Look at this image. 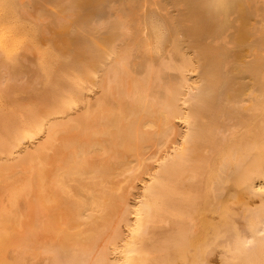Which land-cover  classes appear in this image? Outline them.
<instances>
[{
  "label": "rangeland",
  "instance_id": "rangeland-1",
  "mask_svg": "<svg viewBox=\"0 0 264 264\" xmlns=\"http://www.w3.org/2000/svg\"><path fill=\"white\" fill-rule=\"evenodd\" d=\"M16 1V0H15ZM15 1L14 0H8V4L10 5V11H8L7 13H4L3 12V6H2V4H1V2H0V68L2 69H0L1 71H2V75L0 74V76L2 77V79H3V76H4V79L3 80H1V78H0V80L1 81H3L2 83L5 85H3L2 83H1V81H0V84H1V87H3V88H0V135L2 136H0V152L2 151V153H0V158H2L3 159V157H4V161L2 160V159H0V171H5L6 172V170H7V172H10V173H12V172H17V173H19V175L20 174H22V177L23 176H26L27 174H28V172L29 171H24V170H18L17 169V166H16V164H17V160H18V158H19V156L20 155H25L26 153H25V151L26 152H29V150H30V152L28 153V154H30L31 153V151L32 150H34V149H36L37 147H38V145H41L42 143H45L46 141L45 140H48V136L47 137H45L48 133H46V131H48L49 130V128H50V125H51V123L52 122H57V123H60L61 125H65L66 124V122L68 123V124H71L70 122L72 121V123H74V121H76L77 119H79L78 118V116L80 117V115H82L83 113H85V111H87V109H88V105L86 106V103H90L91 104V106H93V109H95V107H96V102H97V100L99 99V98H101V96L103 95V92L101 91L102 89H100L101 88V84L98 86V84H97V82L98 83H100L101 81H100V79L102 78L101 76H103V74L101 73V72H104V70L110 65V63H112V61H113V56H112V54L110 55V56H107L106 58H104L103 60H101V62H96L95 64H96V69H95V71L97 72V69L99 70V72L98 73H93L94 75L95 74H97L96 76H94V75H92L93 77L91 78L92 80L93 79H95L94 81H90V80H83V82H81V77H82V75H83V72H84V63H85V59L83 60V59H81V61H80V63L78 64V66L74 69V71H73V74L75 73V76L78 78V79H81V80H79L78 81V84L76 85H70L69 87L67 86L65 89H63L65 92H69V95L72 97V96H74L75 97V99H77V101L75 100V99H73L72 100V103L70 102L69 104H67V106H66V104H65V102H61V99L60 98H54V99H52V98H50V96H49V93L54 89V87H55V82H56V73L54 72V71H50V72H47V73H43L42 72V67H44V65H45V63H44V57L42 56V54H43V52H46L47 50H48V48H49V46H50V43H49V40L47 39V38H49V36L50 37H52L51 35L53 34V36L55 35V33H56V31L53 29L54 28V26L51 24V20H52V17H51V14H50V12H51V10H52V8L54 7V6H56L57 4H55L56 3V0H45L44 1V3H46V5H47V7L45 6V4L43 3V5H38V7H37V1L36 0H34V1H30V0H17L16 2H17V4H15ZM36 1V2H35ZM70 1V2H69ZM113 1V0H112ZM115 1V0H114ZM117 1H119V2H117ZM134 1V2H133ZM133 1H131V0H128V3H127V1L126 0H116L114 3L112 2H103V3H101V4H97V5H95V7H93L91 10H89L85 15L83 14V16H79V17H77V19L75 20V19H73V18H75V16H73V17H71L70 16V14H71V11H70V9L73 7V5L75 4V3H77L78 2V0H67L66 2H65V5H64V9H63V15H60V21L61 22H65L66 20H69L70 22H72L71 23V25H70V27H69V30H68V35H69V38H70V42H72V50L73 49H75V47H74V44H75V39L80 35V36H84L85 37V39H87L86 41H87V43L89 44V46H90V48L93 50V51H95V49H96V47H97V44L95 45V46H93L92 44L93 43H97V39L98 38H100L99 40H105V39H107V37L108 36H110V37H108V38H111V40H110V44L113 46L114 45V41L116 40H118V36H120V35H122V32H123V30L125 31V24L127 23V22H129V21H131V19L132 20H137V21H141V22H152V23H154V26H153V28H148V32H146L147 33V36L149 37L148 39H147V42H148V44H145V46H147V45H150L151 43V47L150 48H148V46H147V48L146 47H140L139 49H137L138 50V52H137V50L135 49V51H136V53L134 52V55H136V56H134V60L137 62H133V65H134V67H135V69L136 70H138V71H142L143 70V68L144 67H141V65L143 66V64L145 63L144 62V60L146 61V63H148L151 59H154L155 60V58H156V62L158 63V60H159V62H160V59H161V61H162V54L163 53H165L166 51H168V50H166V48L167 49H169L170 48V50H172V47H170L172 44H171V42H166L167 40H170V41H172V34H173V31L171 30V28L173 27V25H176L175 23H177V25L176 26H178V29H181V31L183 30L184 31V34L185 35H181V34H183V33H180V31H179V33H180V36L181 37H178V41L181 43L182 41H184L185 39H186V42L184 41V43L182 44L181 43V45H180V43H179V50H180V52H183L186 56H187V58H186V56H184V58L182 57V56H180V55H178V56H176V54H175V57H174V59H175V61H174V66H175V64H176V66H184V71L181 73V76H180V72L178 71V70H173V69H168V70H166L165 71V74H168L167 75V78H166V81H171L175 86H176V88L177 87H179L180 86V84H178V83H180L181 82V87H185L184 88V90H185V96L184 95H182L181 96V98H180V100H179V102H178V105H179V107L183 110V113H185V114H182V116L181 117H176V118H174V119H172L171 121H170V125H171V128H170V133H169V130L167 129V127H166V125L164 124V122L161 124V123H159V121L157 122V120H154V118L153 119H151L153 116L152 115H147V116H144L145 117V119H144V121H143V124H142V126L140 127V131H139V135H140V137H142V141H141V143H140V146H141V149L139 150V152L140 151H146L145 152V154H146V157H147V160H146V162H144L141 166H139V164H138V162H135V163H133L132 164V166H131V169H132V172H131V174H129V175H123L122 174V172H121V169H120V167L119 168H117V165L116 166H114L113 165V163L111 162V159H110V157L111 156H113L114 155V153H112L108 148H109V146H108V144H109V136H107V135H101V136H99L98 138H97V140L99 141V143H100V147L101 148H103V150L104 151H101L102 149H98V151L97 150H95L94 152L95 153H93L92 155H91V157H92V159H93V161H95V164L96 165H102L101 167H105L108 171H110L112 168L111 167H114L116 170H118V172H119V174H121V175H119V174H117L113 179H110L108 182L109 183H107V184H105L106 185V187H107V189H108V192H112V190L114 191L113 193H114V200L116 201V206L115 205H112L111 207H109V209H108V211L106 212V214L104 215V217L103 216H101V214L99 213V210H97L98 211V214H97V211H96V205H92L91 207H89L88 209L85 207V205L83 206H81V205H78L79 206V208H78V206H76V205H71V201L73 200L72 199V197H73V195H71L72 193H73V191H71L73 188V185L74 184H70L68 187H67V189H66V194H64L62 197V204L61 205H46V207L45 208H38L37 207V205H29V200H27V198H25V197H19V199L17 198L16 199V201H14L13 202V200H12V197L10 196V191L11 190H14V189H17V188H21L22 187V182L20 181V179H17V180H15V182L14 183H10L9 185H3V183H5V182H0V215L1 214H3L2 215V218H1V216H0V218L2 219V221L4 222V228H2V230L0 231V233L1 234H4V233H6L7 235H9V237H8V239L9 240H13V242H18V243H13V245L14 246H12V244L10 245V247H9V245H7V248L6 247H4L2 250H0V258L1 259H4V261L7 263V264H11L12 262V264H17V263H15V262H18V264H22V261H23V264H54L55 262H57V263H55V264H59V262L60 261H57V257H56V254H57V252H60L61 250H62V248H65V249H67L68 247H73V246H76V242H77V238H79V239H84L83 241H82V243L83 244H85L84 245V247L86 248L87 247V250L88 251H90L91 249H92V243L94 244V243H96L98 240H97V238L99 237V238H101L103 235H104V233L106 232V230L108 229V231H107V233H109V231H111L110 229H112V227L114 226V225H117V227H118V229L120 230V232L122 233V234H124V236H126V237H129L130 239H131V245H128L126 248H125V250H126V252L123 254L122 253V251H120L121 249H119V248H117V245L119 246V245H124V243L123 242H121L122 240L120 239H118L117 241H116V243H117V245H116V243L114 244V247H113V244L112 245H110V247H111V256H112V258L114 259L115 257H117V255H118V257H120V259L122 258V260L124 261V259H126V260H128V261H131V262H133L132 264H142L144 261H147V264H228V239L227 238H225L226 236H227V233H229V230H230V228H231V226L233 227V225L232 224H234V226H236L237 224L235 223V216L236 215H238V214H240L243 210L244 211H249L250 209L252 210H254L255 211V209H257L258 207H260L261 205H260V203H257L256 201L258 200V202H260L261 201V197L259 196H254V197H252V196H250V195H248L246 192H243V191H245L246 189H247V187H249L250 185H252L253 184V186H256L257 184H259V182L261 183L262 182V184H264V163H261V162H259V160L261 161V157L260 156H262V154H263V152H264V150L262 149V147H255L253 150H252V152H247L246 151V148L245 147H243L242 149L240 148L241 147V144H245L246 142H251V143H257V142H259L260 140H261V137H260V135H261V133H262V129H261V127H260V125H259V120L261 119V117H262V115L264 114L262 111H260L259 109H258V106L259 107H261L260 105H261V103H259V102H261L260 100H262L263 99V93H264V89H262V87L264 88V82H262V81H255L252 77L250 78L249 77V75H248V73H246V72H248V70H246V69H249V68H247V67H251V66H254V62H255V60H256V58H254V57H256V56H260V58L262 57H264V44L261 46V44L262 43H264V40H263V37H264V34H263V36H262V32H264V0H231L234 4H239L240 2H241V4L243 3H245V6L243 7V8H245L244 10H246L245 11V13L243 14H241V16L239 15V14H237V13H235V14H232L231 16L232 17H228L227 19H226V25H224V28H223V30H221V32L223 33H220V34H218L219 36H217V35H213V36H210V37H204V39H202V41H203V43L206 45L207 44V42H208V44L206 45L207 47H205V45H203V43H202V41H200L199 40V42H201L200 44H199V46H197L198 44H193V43H191L190 41H189V39L187 38V32H190V31H194L193 29H187V32L185 33V31L186 30H184L183 29V27L185 28V26L187 25V27L188 26H190V23H189V21H188V18H187V16L189 17L191 14H190V11L193 9V11L195 10L196 11V9L198 10V11H196L197 12V14L199 15V13L201 12L203 15L202 16H207V17H205V18H207V20L211 17V15H210V13H208V11H203V10H201V4L200 3H198L197 1H194V2H192V3H189V4H186V3H184V2H181L180 0H149V1H152V2H149L148 0H145L146 1V3H145V1H143V0H133ZM136 1V2H135ZM140 1H142V2H140ZM155 3H154V2ZM175 1L177 2V3H175ZM242 1H244V2H242ZM19 2V3H18ZM21 2V3H20ZM26 2H27V4H26ZM52 2H53V4H52ZM69 2V3H68ZM121 2H122V6H121ZM139 2L140 3H143L142 5L143 6H141V4H140V6H139ZM159 2V3H158ZM165 2V3H164ZM180 2V3H179ZM239 2V3H238ZM5 3H7V2H5ZM5 3H4V5H5ZM23 3V5H21L22 7L21 8H19L20 6H19V4H22ZM25 3V4H24ZM50 3L53 5H51L50 7L48 6V4L50 5ZM68 3V4H67ZM120 3V4H119ZM133 3H135V4H133ZM138 3V4H137ZM148 3V4H147ZM157 3V4H156ZM161 3H162V5H161ZM164 3V4H163ZM29 4V5H28ZM109 4L112 6V8L109 6ZM150 4V6H148ZM154 4H156V5H154ZM159 4V5H158ZM165 4H166V6L168 5V7H166L165 6ZM178 4H180V5H178ZM183 4V5H182ZM27 5V6H26ZM31 5V6H30ZM33 5H35V6H33ZM67 5V6H66ZM117 5V6H116ZM197 5H198V7H197ZM25 6V7H24ZM130 6V7H129ZM135 8H134V7ZM159 6V7H158ZM178 6V7H177ZM179 6H180V8H179ZM185 6V7H184ZM189 6V7H188ZM20 9V10H18V8ZM46 7V8H45ZM68 7V9H66ZM110 7V8H109ZM124 8L125 10H121L122 8ZM147 7V8H146ZM154 7H156V8H154ZM158 7V8H157ZM164 7V8H163ZM28 8V9H27ZM40 8H43L42 10L40 9ZM106 9V11H104L105 9ZM140 8L143 10H140ZM160 8V9H159ZM169 8H170V10H169ZM192 8V9H191ZM47 11L48 10V12H43V11H45V10ZM131 9H133L132 11H130ZM136 9H137V11H136ZM139 9V10H138ZM154 9V10H153ZM158 9V10H157ZM165 9H167L166 11H165ZM22 10V11H21ZM24 10V11H23ZM29 10V11H28ZM67 10V12H69V13H65V11ZM114 10H115V12L116 13H113L114 12ZM116 10H118V12L116 11ZM151 10V11H150ZM155 10H157V11H155ZM163 10V11H162ZM14 11H16V12H14ZM99 11V12H98ZM113 11V12H112ZM125 11V12H124ZM128 11V12H127ZM145 11H148L146 14H144L145 13ZM160 11V12H159ZM171 13H170V12ZM174 11V12H173ZM193 11H191V13H195V12H193ZM30 12H32V13H30ZM33 12H34V16H33ZM45 13V14H47V16H44L43 14H42V16H40L41 15V13ZM92 12V13H91ZM98 12V13H97ZM110 12V13H109ZM127 12V13H126ZM130 12V13H129ZM136 13V14H133L134 16H133V18H132V13ZM165 12H166V14H167V16H169V17H167L166 16V14H165ZM183 12V13H182ZM206 12H207V14H206ZM92 15H91V14ZM96 13V14H95ZM124 13H125V15H124ZM99 14V15H98ZM111 14V15H110ZM113 14H116V15H113ZM129 14H131V15H129ZM149 14V15H148ZM196 14V15H197ZM206 14V15H205ZM23 15H24V17H23ZM28 16V17H26V16ZM94 15H95V21H94V19H92L93 17H94ZM97 15L98 16H100V18L98 17V19H97ZM106 15H107V17H109V18H107L106 17ZM110 15V16H109ZM141 15V16H140ZM172 15V16H171ZM182 15H183V17L184 16H186V17H184V18H187V20H183V17H182ZM201 15V14H200ZM70 16V17H69ZM117 16V17H116ZM147 16V17H146ZM149 16V17H148ZM194 17L195 19H196V23H199V21L201 22L202 21V19L201 18H203L202 16H195V14H192L191 15V17ZM210 16V17H209ZM26 17V18H25ZM103 17H105V18H103ZM121 17V18H120ZM126 17V18H125ZM129 17V18H128ZM136 17V18H135ZM179 19H177V18ZM199 18V20H198V18ZM70 18V19H69ZM168 18V19H167ZM176 18V19H175ZM181 18V19H180ZM190 18V17H189ZM193 18V19H194ZM212 20L215 22V21H217V19L215 18V17H213L212 16ZM233 18V19H232ZM36 19V20H35ZM71 19H73V21L75 20V22H73ZM201 19V20H200ZM211 19V18H210ZM231 19V20H230ZM35 20V21H34ZM83 20H85V22L83 21ZM88 20V21H87ZM98 20V21H97ZM112 20H114V21H112ZM117 20V22L118 21H120V22H118V24H119V26L117 25V22L115 23V24H113L115 21ZM124 20V21H123ZM143 20V21H142ZM175 22V23H173V21ZM181 20H183V22H181ZM192 20V19H191ZM190 20V21H191ZM206 20V21H207ZM228 20V21H227ZM238 20V21H237ZM20 21V22H19ZM171 21V22H170ZM204 22H205V20H203ZM202 21V22H203ZM209 21V20H208ZM219 21V20H218ZM38 22V23H37ZM45 23L44 25H43V23ZM50 22V23H49ZM88 22H89V25H87L88 24ZM91 22H93V24L91 23ZM122 22H123V24L124 25H121L122 24ZM180 22V23H179ZM211 22V21H210ZM233 22V23H232ZM40 23V24H39ZM83 23H85V24H83ZM112 23V24H111ZM184 23H186V25L184 24ZM236 23V24H235ZM238 23V24H237ZM180 24H182V26L180 25ZM192 24V23H191ZM231 24V25H230ZM242 24L245 26V29L247 30V32H248V34H249V39H253L252 40V42H250L251 44H250V47L249 48H251V49H247V51H246V49L245 48H247L246 46L244 47V45H241L240 43H237L236 44V41L237 40H235V35H236V29L237 28H239V27H241L242 26ZM52 27H51V26ZM86 25V26H85ZM95 25V26H94ZM106 25V26H105ZM107 25H108V27H107ZM110 25H113V26H111L110 27ZM180 25V26H179ZM193 25V24H192ZM94 26V27H93ZM121 26H123L122 28H121ZM226 26V27H225ZM83 27H84V29H83ZM99 29V31L96 29ZM119 28V30H120V32L121 33H119V35L116 33V31H118V28ZM179 27H181V28H179ZM186 27V28H187ZM230 28L229 30L230 31H228L227 32V30L228 29H226V28ZM53 29V30H51V29ZM113 28H117V30H114ZM173 28H177V27H173ZM43 29H44V31H45V33H44V31H43ZM72 29V30H71ZM224 29H225V31H224ZM232 29V30H231ZM254 29V30H253ZM49 30H51V32H49ZM70 30H71V32H70ZM102 30H104V31H106V32H104V31H102ZM108 30V31H107ZM114 30V31H113ZM134 30V29H133ZM251 30L252 31H254L253 33L251 32ZM53 31V32H52ZM100 31H102V33L100 32ZM110 31H112V32H110ZM115 32V33H114ZM225 32H226V35H225ZM260 32V33H259ZM46 35L45 37H44V34ZM96 33L98 34V36L96 35ZM102 34V37H100V35ZM149 33H151L150 35H148ZM227 33H229V34H227ZM41 34V35H40ZM75 34V35H74ZM77 34V35H76ZM104 34V35H103ZM115 34V35H114ZM251 34V35H250ZM253 34V35H252ZM254 34H256V35H254ZM259 36H262V37H259ZM96 35V36H95ZM118 35V36H117ZM224 35V36H223ZM230 35V36H229ZM93 36V37H92ZM103 36H107V37H104L103 38ZM112 36V37H111ZM114 36H117V37H115L114 38ZM215 36H217V38L215 37ZM231 36H232V38H233V41L235 42H233L232 40H231ZM253 36H255L254 38H253ZM95 37H98L97 39H95ZM182 37H183V39H182ZM229 37V38H228ZM44 39V41H43V39ZM185 38V39H184ZM211 40H210V39ZM93 39H94V42H93ZM151 39H152V42H151ZM166 39V40H165ZM182 39V41H180ZM215 39H217V40H215ZM221 39H222V42H220L221 41ZM229 39V40H228ZM259 41H258V40ZM96 40V41H95ZM98 40V41H99ZM148 40H150V42L148 41ZM218 41V43L220 42V44H218V43H214L215 41ZM225 40V41H224ZM262 40V41H261ZM109 41V40H108ZM115 41V42H116ZM154 41V42H153ZM210 41V42H209ZM214 41V42H213ZM256 41V42H255ZM90 42V43H89ZM93 42V43H92ZM146 42V41H145ZM144 42V43H145ZM146 42V43H147ZM189 42H190V44H189ZM212 42V43H211ZM230 42H232V43H230ZM238 42V41H237ZM258 42H260L261 44L259 45V43ZM92 43V44H91ZM150 43V44H149ZM167 43V44H166ZM227 45H226V44ZM48 44V45H47ZM171 44V45H170ZM186 44V45H185ZM195 45V46H197L198 48L200 47V49H198L197 47H195V46H193L192 48H190L189 46H191V45ZM212 44L214 45L213 47L215 48H217V49H215L216 50V52H218V55L220 56L219 58L221 59H219L220 60V62H219V60H217V62H218V64L220 63L221 64V62H222V64L220 65V67H219V65H217V66H215V63H217V62H215L213 65L214 66H212L211 67V65H209L208 63H209V60L208 61H206V63L209 65V66H206L205 65V62H203L205 59H203V58H205L204 57V55H203V49L205 50V52H204V54H207L208 52L206 51V49L205 48H207V50H209V52H210V49H212L211 48V46H212ZM235 46H234V45ZM47 45V46H46ZM170 45V46H169ZM209 45H210V47H209ZM230 45V46H229ZM237 45V46H236ZM241 45V46H240ZM257 45L259 46V48H256L257 47ZM26 46V47H25ZM110 46V45H109ZM165 46H166V48H165ZM168 46H169V48H168ZM187 46V47H186ZM201 46L203 47V48H201ZM219 48H218V47ZM223 46V47H222ZM227 46V47H226ZM234 46V47H233ZM254 46V47H253ZM47 47V48H46ZM74 47V48H73ZM184 47H185V49H184ZM189 47V48H188ZM233 47V48H232ZM243 47H244V49L245 50H242V52H240V48H242L243 49ZM141 48L142 49H145V51L144 50H141ZM228 48H230V49H228ZM234 48H236V50L234 49ZM255 48L256 49H259V50H261V51H258V50H256L255 51ZM31 51H30V50ZM196 49H198V51L196 50ZM202 49V50H201ZM219 49H221L222 51H220V53H219ZM225 49H226V51H225ZM235 50V52H234V50ZM263 49V50H262ZM2 50H3V52H5V53H3L2 52ZM140 50V51H139ZM149 50H151V52L149 51ZM195 52H193V51ZM249 50L251 51V54H246V53H249ZM243 51H245V52H243ZM32 54H30V53ZM33 52V53H32ZM143 52H146V53H144L143 54ZM191 52V53H190ZM226 54H225V53ZM236 52H238L237 54H236ZM259 52H261V53H263L262 54V56H261V53H260V55H258V54H256V53H259ZM149 53V54H148ZM187 53V54H186ZM190 53V55H188ZM194 53V55L193 56H191L192 54ZM199 55H198V54ZM202 53V54H201ZM230 53V54H229ZM4 54V55H3ZM142 54H143V56H142ZM146 54H148L147 56L149 57H151V55H152V57L155 55V57H151V59L149 60V58L148 57H146ZM151 54V55H150ZM232 54V55H231ZM254 54H256V56L254 55ZM34 55V56H33ZM201 55H203V56H201ZM252 55H253V57H252ZM6 56H7V61H6ZM20 56H21V58L23 57L24 58V61L26 62V64H25V62L20 58ZM148 58V60L145 58ZM195 56H196V58H195ZM231 56V57H230ZM247 56V57H246ZM248 56L250 57V59L248 58ZM136 57V58H135ZM161 57V58H160ZM183 58V61L184 62H181V58ZM202 57V58H201ZM214 57V56H213ZM225 57H230V59L229 58H225ZM245 57V58H244ZM252 57V58H251ZM140 60H139V59ZM145 58V59H144ZM189 58V59H188ZM192 58V59H191ZM195 58V59H194ZM215 59H216V57H214ZM231 58H232V60H231ZM244 58V59H243ZM254 58V59H253ZM144 59V60H143ZM178 59V61L180 60V62H178V61H176ZM187 59V60H186ZM198 59V60H197ZM200 59H201V61H200ZM226 59H228L227 61H226ZM247 59H249V60H247ZM2 60H3V62L5 63H3L2 62ZM29 62H28V61ZM188 60H189V62H188ZM192 60V61H191ZM193 60H195L196 62L198 61L199 63H196L195 61H193ZM203 60V61H202ZM250 60H251V62L253 63V64H251L250 63ZM253 60V61H252ZM7 63H6V62ZM33 63H32V62ZM83 61V62H82ZM229 61V62H228ZM243 61H245L244 63H243ZM49 62H50V60H49ZM82 62V63H81ZM142 62V63H141ZM176 62H178V63H176ZM187 62V63H186ZM195 62V63H194ZM228 62V63H227ZM239 62H242V63H239ZM98 63V64H97ZM104 63V64H103ZM107 63V64H106ZM141 63V64H140ZM184 63V65H182ZM190 63V64H189ZM192 63V64H191ZM201 63H204V64H202V65H204V66H202L203 68H202V70L203 71H201ZM211 63V62H210ZM228 65H227V64ZM231 65H230V64ZM247 63H249V64H247ZM1 64H3V65H1ZM10 64V65H9ZM15 64H16V66H15ZM32 66H31V65ZM100 64V65H99ZM137 64V65H136ZM195 64H197V65H195ZM5 65V66H4ZM12 65L14 66L13 68H12ZM29 65V66H28ZM37 67H36V66ZM97 65H99V66H97ZM108 65V66H107ZM137 67H136V66ZM146 65V64H145ZM144 65V66H145ZM195 65V66H194ZM198 65H200V66H198ZM241 65H243L244 67L242 68V66ZM22 66V67H21ZM25 66H27V67H25ZM187 66V67H186ZM193 67V69H190V68H192ZM234 66V67H233ZM237 66H240V67H237ZM16 67V68H15ZM22 69L21 71L19 70L20 68ZM32 67H33V69H32ZM34 67H35V69H34ZM190 67V68H189ZM195 67V68H194ZM196 67H198V68H200V69H197ZM213 67L215 68L216 67V70L217 71H219V75H218V77H217V75L216 74H218V73H216L214 76L213 75H211L209 72H206V71H209L210 69H213ZM11 68V69H10ZM17 68H19L18 70H17ZM104 70H103V69ZM208 68H210V69H208ZM218 68V69H217ZM240 68V69H239ZM64 68H62V70H63ZM186 69V70H185ZM225 69V70H224ZM27 70V71H26ZM58 70H61V68H59ZM79 70H83V72H81V71H79ZM193 70V71H192ZM196 70V71H195ZM35 71V72H34ZM77 71H78V73H77ZM190 71V72H189ZM198 71V72H197ZM15 72V73H14ZM19 72V73H18ZM32 72H33V74H32ZM38 72H41V73H38ZM176 72V73H175ZM177 72H179V75H178V73ZM185 72H186V75H184L185 74ZM196 72V73H195ZM209 73V74H205V73ZM242 72V73H241ZM4 73V74H3ZM12 73V74H11ZM25 73H27V74H25ZM77 73V74H76ZM81 73V74H80ZM170 73V74H169ZM174 73V74H173ZM11 74V75H10ZM17 74V75H16ZM19 74H21V75H19ZM30 74V75H29ZM36 74V75H35ZM37 74H39L38 76H37ZM14 75V76H13ZM16 75V76H15ZM79 75H81V76H79ZM178 75V76H177ZM185 76V78L187 79V81L188 82H186L187 84H186V86H185V82H183V80H184V76ZM188 75V76H187ZM202 75H204V76H202ZM244 75V76H243ZM37 76V77H36ZM40 76H42V77H40ZM171 76V77H170ZM195 76H197V77H195ZM199 76V77H198ZM202 76V77H201ZM230 76H232V78L230 77ZM44 77V78H43ZM80 77V78H79ZM95 77V78H94ZM100 77V78H99ZM180 78L181 77V79H179L178 80V78ZM188 77V78H187ZM206 77V78H205ZM213 77V78H212ZM248 77V78H247ZM38 79V81H37V79ZM168 78H170V79H168ZM183 78V79H182ZM196 78V79H195ZM214 78H218V79H216V81L215 82H217L216 84H215V86H216V88H215V86L214 85H212L213 83H214ZM36 79V80H35ZM40 79H42V83H40ZM99 79V80H98ZM174 80V81H172V80ZM201 79V80H200ZM206 81H205V80ZM253 80V81H250V80ZM5 80H6V82H5ZM8 80H10V83H9V81ZM13 82H15L16 84H17V86H13V84H15V83H12V85H11V82L12 81ZM18 80V81H17ZM194 80V81H193ZM210 80H213V82L212 81H210ZM231 80V81H230ZM30 83H29V82ZM86 81V82H85ZM164 81V80H163ZM178 83H177V82ZM180 81V82H179ZM190 81V82H189ZM193 81V82H192ZM207 81L209 82V87H208V85L206 84L207 83ZM5 82V83H4ZM7 82L9 83V84H7ZM23 82H26V83H24L23 84ZM34 82V83H33ZM40 84H39V83ZM92 84H90V83ZM195 82V84L193 85V83ZM196 82H197V84H196ZM198 82L200 83H202V85H201V83L200 84H198ZM204 82H206V83H204ZM229 82V83H228ZM18 83H20V85L18 84ZM21 83H22V85H21ZM29 83V84H28ZM33 83V84H32ZM38 84L37 85V87L38 86H40V87H36V84ZM84 83H86V84H84ZM177 83V84H176ZM210 83H211V85H210ZM243 83H244V85H243ZM253 85H252V84ZM15 84V85H16ZM32 84V85H31ZM95 84V86L93 87V85ZM97 84V85H96ZM203 84L205 85L204 86V88L205 87H207L206 89H203L202 88V86H203ZM238 84V85H237ZM3 85V86H2ZM11 85V86H10ZM24 85V87H26L25 85H27V89L26 90H24V88H22L21 89V87ZM29 85H31V86H29ZM42 85V86H41ZM161 85H162V88H161ZM163 85H165V83H160V91L158 92L157 90H159V89H157L156 91L158 92V96L160 97V99H164V97H165V90H164V88H165V86H164V88H163ZM173 85V86H174ZM178 85V86H177ZM190 85V86H189ZM235 85H236V87H235ZM251 85V86H250ZM21 86V87H20ZM34 88H33V87ZM75 86V87H74ZM78 86H81V88L80 87H78ZM174 86V87H175ZM189 86V87H188ZM193 88H192V87ZM194 86H196V87H194ZM198 86H201V87H198ZM211 86L215 89V91H213V89L211 88ZM253 86V89L251 88ZM255 86V87H254ZM9 87V88H8ZM12 87H17V88H14V90H16V91H12L13 90V88ZM19 87H20V91H18L19 90ZM32 89V91L30 92L29 90H30V88ZM78 87V88H77ZM86 87V88H85ZM95 87H97V88H95ZM100 87V88H99ZM192 89H191V88ZM5 88H8V91L5 89ZM10 88H12V90L10 89ZM91 88H93V90H91V91H89ZM3 89H5V90H3ZM34 89V90H33ZM69 89V90H68ZM78 89H79V91H81V90H83L82 92H78ZM88 89V90H87ZM197 89V90H196ZM212 89V90H211ZM231 89H232V91L234 92L235 91V93H233V92H231ZM252 89V90H251ZM195 92H198V93H195ZM229 90V91H228ZM76 91H77V93L79 94V95H77V93H76ZM101 91V92H100ZM203 91V92H202ZM211 91H213L214 93L216 92V94H214L213 92L211 93ZM237 91H239V93L237 92ZM246 91H248V95L249 96H251V97H248V95L246 94V93H243V92H246ZM251 91H252V93H251ZM254 91V92H253ZM258 91H260V92H257ZM16 92V93H15ZM63 92V91H62ZM192 92V93H191ZM194 92V93H193ZM228 92V93H227ZM230 92V93H229ZM257 94H256V93ZM263 92V93H262ZM82 93H84L83 94V96L84 97H86V100L87 101H85V98L82 96V100H81V95H82ZM101 93V94H100ZM161 93V94H160ZM188 93V94H187ZM207 93H209V95H207ZM226 93H227V95H226ZM241 93V94H240ZM243 93V94H242ZM48 94V96H46V95ZM81 94V95H80ZM190 94V96H188ZM192 94H193V96L195 95L196 96V98H198V99H196L195 98V96L194 97H192ZM212 95V97L209 99V96H211ZM230 94V95H229ZM262 94V95H261ZM76 95H77V97H76ZM87 95V96H86ZM187 95V96H186ZM200 96L201 95V97L199 98L198 96ZM203 95V96H202ZM232 95V96H231ZM256 95V96H255ZM260 95V96H259ZM19 96H20V99H19ZM226 96H227V98H226ZM232 98H231V97ZM243 96H244V98L246 97V98H253V100H251V99H249V101L247 102V100L248 99H244L243 98ZM262 96V97H261ZM26 97V99H30V100H27L29 103H27V101L25 102L22 98H25ZM74 97H72V98H74ZM190 97H192L193 98V101H192V99L190 98ZM203 97H205V100L206 101H204V100H202L203 99ZM236 97H238V98H236ZM259 97H261V98H259ZM41 98L43 99L42 101L44 102V99L47 101V102H50V106H49V104L47 103V105H46V107H50V108H52V110H54V111H52L53 113H51L49 110V107L48 108H41V109H39V107L41 106H43V104H41L42 102H39V101H41ZM213 98V99H212ZM258 98V99H257ZM14 99H15V101H14ZM33 99H35L36 100V102L37 103H35V102H32L33 101ZM38 99V100H37ZM40 99V100H39ZM84 99V100H83ZM109 99H111V101H109V102H111V103H108V100ZM109 99H107V102H106V106H105V109H108L109 111H110V109L111 110H113L114 112H115V110H117V108H118V106H119V104L117 103V100L115 99V98H113L112 99V97L111 98H109ZM195 99V100H194ZM208 99H209V101H208ZM226 99L229 101H226ZM241 99H243V100H241ZM22 100H23V102H22ZM34 100V101H35ZM75 100V101H74ZM81 100V101H80ZM197 100V101H196ZM198 100H201V101H199V102H201V103H199L198 102ZM211 100V101H210ZM222 100V101H221ZM74 101V102H73ZM96 101V102H95ZM197 103H196V102ZM251 101H253V103L251 102ZM21 102H22V105H21ZM61 102V103H60ZM95 102V103H94ZM113 102V103H112ZM208 102L210 103V104H208ZM227 102V103H226ZM242 102H244L243 104H241ZM246 102V103H245ZM20 103V104H19ZM34 103V104H33ZM45 103V102H44ZM75 103V104H74ZM190 103H194V104H190ZM195 103H196V105H195ZM23 104H24V106H23ZM26 104V105H25ZM64 104V105H63ZM78 104V105H77ZM113 104L115 105V106H113ZM199 104H202V105H204L203 106V108L205 107V110H202L203 108H202V105L200 106ZM243 105L242 107H241V105ZM244 104H246V105H244ZM255 105L254 106V108H250V110L248 109V110H246L249 106H251V105ZM68 105H69V107H68ZM74 105V106H73ZM81 105H82V108H81ZM209 105V106H208ZM213 107H212V106ZM229 105V106H228ZM45 106V105H44ZM43 106V107H44ZM76 106H78V107H76ZM85 106H86V108H85ZM110 106V107H109ZM190 106H198V108H196V107H194V108H196V109H191V107ZM246 106V107H245ZM257 106V107H256ZM72 107H74V108H72ZM112 107H114V109L112 108ZM189 107H190V109H189ZM207 107H208V111H209V109H212V110H210V112H207ZM210 107V108H209ZM212 107V108H211ZM245 107V108H244ZM60 108V109H59ZM68 108V109H67ZM76 108V109H75ZM81 108V109H80ZM116 108V109H115ZM213 108H214V110H213ZM228 108V109H227ZM240 108V109H239ZM38 109H39V111H38ZM45 109H48V111L49 112H47V111H45ZM74 109H75V111H74ZM78 109V110H77ZM92 109V110H93ZM201 111H200V110ZM241 109H242V111H241ZM40 110L42 111V110H44V112H40ZM63 110H65V111H63ZM80 110V111H79ZM187 112H186V111ZM191 110V111H190ZM220 110V111H219ZM244 110V111H243ZM258 110L260 111V112H258ZM62 111V112H61ZM67 111V112H66ZM79 111V112H78ZM185 111V112H184ZM193 111V112H192ZM195 111V112H194ZM198 113H197V112ZM207 112V113H204V112ZM212 111V112H211ZM216 111V112H215ZM237 111H239V112H237ZM250 111V112H249ZM38 112H39V114L40 113H43L44 114V116H43V114L41 115V116H39V114H38ZM45 112H47L46 114H45ZM57 112H59V113H57ZM70 112V113H69ZM73 112H75V113H73ZM77 112V113H76ZM192 112V114L194 115H190V113ZM202 112L204 113L203 115H202ZM49 113H50V116H49ZM67 113V114H66ZM72 113H73V115H72ZM198 116V117H196V115ZM209 113V114H208ZM228 113H230V114H228ZM38 114V115H37ZM69 114V115H68ZM76 114V115H75ZM218 114H222L221 116L220 115H218ZM36 115L37 116H39V117H36ZM71 115V116H70ZM185 115V116H184ZM190 115V116H189ZM224 115V117H223V120H222V116ZM30 116V117H29ZM47 116H49V117H47ZM52 116V117H51ZM58 118H57V117ZM184 116V117H183ZM192 116H193V120H191L192 119ZM208 116V117H207ZM55 117V118H54ZM59 117H60V119H59ZM64 117H66V118H63ZM195 117V118H194ZM200 117V118H199ZM202 117V118H201ZM233 119H232V118ZM22 118H23V120H22ZM26 118V119H25ZM36 118H39V120L38 119H36ZM42 118V119H41ZM44 118V119H43ZM48 118V119H47ZM178 118V119H177ZM183 118V119H182ZM220 118V119H219ZM28 119V120H27ZM47 119V120H46ZM190 119V120H189ZM205 119H207V120H205ZM227 119V120H226ZM230 119V120H229ZM20 120H21V122H20ZM26 120V121H25ZM174 120H175V123H174ZM216 120V121H215ZM222 120V121H221ZM225 120H226V122H225ZM229 120V121H228ZM25 121V122H24ZM32 121H34L35 122V124L32 122ZM37 121H41V122H43V124L40 122L39 123V130L40 129H42V130H36V129H38V125L36 124V123H38ZM70 121V122H69ZM146 121H147V123H146ZM150 121V122H149ZM205 121V122H204ZM206 121H207V123H209V121H210V125L209 124H207L206 123ZM25 124H24V123ZM28 122V123H27ZM34 124H32V123ZM154 122V123H153ZM203 122H204V124H203ZM212 122H214V123H216L217 125H214ZM218 122V123H217ZM224 122V123H223ZM231 122V123H230ZM213 125H212V124ZM32 124V126H30ZM48 124V125H47ZM201 124H202V126H201ZM220 125V127H219V125ZM23 125V126H22ZM41 125H42V127H41ZM150 125V126H149ZM204 125V126H203ZM207 125H208V127H207ZM29 126L31 127V130L32 131H29L30 133H28V130H30V128H29ZM44 126V127H43ZM47 126V127H46ZM165 126V127H164ZM189 126V127H188ZM216 126V127H215ZM256 126V127H255ZM24 127V128H23ZM36 127V129L34 130V128ZM144 127V128H143ZM149 127H151V128H149ZM155 127H157V128H155ZM163 127V129H161ZM234 129H233V128ZM27 128H29V129H27ZM206 128V129H205ZM215 128H217V129H215ZM219 128V129H218ZM220 128H221V130H222V128H223V133H222V131L220 130ZM5 129V130H4ZM46 129V130H45ZM48 129V130H47ZM191 129H193L194 131H189V130H191ZM210 129V131L208 132L207 130H209ZM7 130V131H6ZM18 130V132L19 133H17L16 131ZM24 130H25V132H24ZM182 130V131H181ZM215 130H217V132L215 131ZM235 130H237V131H235ZM4 131V132H3ZM33 131H34V133H33ZM219 131H220V133H219ZM39 132H40V134H39ZM44 132V133H43ZM161 132V133H160ZM166 132V133H165ZM194 132V133H193ZM73 133H78V131H76V130H73ZM177 133V134H176ZM185 133V134H184ZM214 133V134H213ZM18 136H16V135ZM28 134V135H27ZM29 134H30V136H29ZM45 134V135H44ZM156 134V135H155ZM161 134V135H160ZM164 134V135H163ZM167 134H168V137H167ZM171 134V135H170ZM183 134V135H182ZM187 134H193V137H192V135H189V137H187L188 135ZM221 134H225V135H221ZM15 135V136H14ZM19 135H22L23 137H21V136H19ZM42 135H44L43 137H42ZM145 135V136H144ZM158 135V136H157ZM186 135V136H185ZM202 137V139H199V137L200 136ZM215 135V136H214ZM217 135H219V136H217ZM14 138H13V137ZM31 136H33L34 137V139H33V137H31ZM42 138H41V137ZM156 136V137H155ZM166 136V137H165ZM181 136H183L182 138H181ZM194 136H196L195 138H194ZM199 136V137H198ZM210 136H211V139H210ZM192 137V138H191ZM198 137V138H197ZM200 137V138H201ZM3 138H4V140H3ZM9 138H11V139H9ZM22 139V140H19V139ZM41 138V139H40ZM102 138V139H101ZM106 140H105V139ZM185 138V139H184ZM214 138V139H213ZM7 141H6V140ZM15 139V140H14ZM18 139V140H17ZM163 140V142L162 141H160V140ZM213 139V140H212ZM30 140V141H29ZM35 140V141H34ZM85 140H87L88 141V138L87 137H79V138H77V141H76V143H74L71 147H68V146H66V141H65V139H64V134L63 133H60L58 136H57V138H56V141H54V142H52L51 143V146H50V151H49V154H50V156H52V157H55L57 154H59V152H60V155H61V157H58V156H56L57 158H59L58 159V161H56V163H54V164H52V165H48L47 166V169L49 170V172L50 171H53V172H56V171H60L61 169H64L65 167H64V165L67 167L68 166V164L70 163V161H71V156H73V154H74V152H79V151H81L82 149H85V147H88V143H87V141H85ZM105 140V141H104ZM183 140H185V142L183 141ZM200 141V143H199V141ZM202 140V141H201ZM211 141V143L213 144V145H209L208 143H210V141ZM224 140V141H223ZM4 141H5V144H4ZM9 141H11V142H9ZM20 141H22L23 143H20ZM36 141L37 142H39V143H36ZM103 141V142H102ZM167 141V142H166ZM208 141V142H207ZM212 141H215L216 143H217V145H215V143H213ZM18 142V143H17ZM26 142H27V144H26ZM82 142V143H81ZM85 142V145L86 146H84V143ZM105 142H108V144H104ZM178 142V143H177ZM180 142V143H179ZM204 142V143H203ZM41 143V144H40ZM161 143V144H160ZM188 144V145H186V144ZM196 143V144H195ZM198 143V144H197ZM210 143V144H211ZM10 144V145H9ZM62 144V145H61ZM175 144V145H174ZM183 144V145H182ZM189 144H190V148H191V145H192V147L194 148H191V153H190V149L188 148L189 147ZM202 144H203V146H202ZM219 144H220V146H219ZM8 145V146H7ZM17 145H19V147L17 146ZM33 145H35V146H33ZM165 145V146H164ZM174 145V146H173ZM177 145H179L178 147L179 148H177ZM195 145V146H194ZM197 145V146H196ZM205 145H209V147H205ZM222 145V146H221ZM5 146V147H4ZM65 146H66V148H65ZM80 146L82 147V149L80 148ZM83 146H84V148H83ZM107 146V147H106ZM147 146V147H146ZM150 146V147H149ZM173 146V147H172ZM181 146H183V147H181ZM213 146H217L218 148H216V147H213ZM256 146H258V145H256ZM10 147H11V149H10ZM35 147V148H34ZM171 147H172V149H171ZM186 147V148H185ZM9 150H8V149ZM13 148H14V150H13ZM21 148V149H20ZM27 149V150H25V149ZM65 148V149H64ZM69 148V149H68ZM73 148H74V151H73ZM89 148V147H88ZM157 148H159V149H157ZM177 148V149H176ZM185 148V149H184ZM209 148V149H208ZM216 148V149H215ZM87 149V148H86ZM165 149H167V150H165ZM197 149V150H196ZM212 149V150H211ZM230 149H231V151H230ZM235 149V150H234ZM18 152H17V151ZM176 150H177V152H176ZM180 150V151H179ZM184 150V151H183ZM188 152H187V151ZM204 150H206V151H204ZM208 150V151H207ZM215 150H216V153H215ZM8 151V152H7ZM22 151H24L22 154H20ZM72 151V152H71ZM186 151V152H185ZM204 151V152H203ZM234 151V152H233ZM11 152V153H10ZM20 152V153H19ZM33 152V151H32ZM68 152V153H67ZM69 152H70V154H69ZM105 152V153H104ZM108 152H109V155H108ZM167 152H169V153H167ZM179 152H181V153H179ZM184 152V153H183ZM207 152V153H206ZM209 152H211V153H209ZM16 153H18V155L16 154ZM111 153V154H110ZM171 153H173V156H172V154ZM177 153V154H176ZM190 153V154H189ZM215 153V154H214ZM236 153V154H235ZM4 154V155H3ZM16 154V155H15ZM165 154V155H164ZM171 154V156H169ZM179 154V155H178ZM186 154V155H185ZM201 154H203V156L201 155ZM208 156H207V155ZM227 154H228V156H227ZM3 155V156H2ZM8 155V156H7ZM12 155V156H11ZM14 155V156H13ZM108 155V156H107ZM116 155V154H115ZM176 155H178V156H176ZM189 155V156H188ZM200 155V156H199ZM18 156V157H17ZM105 156V157H104ZM162 156V157H161ZM202 156V157H201ZM211 156V157H210ZM244 158H243V157ZM246 156V157H245ZM17 157V158H16ZM116 157H117V155H116ZM174 157V158H173ZM189 157V159H187ZM190 157L192 158L191 159V161L193 162V164H196V163H198V159H197V161H196V158H199V157H201V158H203V159H201V158H199V159H201V160H205V162H203V163H207L206 162V160H208L209 162L207 163V164H203L202 163V161H201V164L204 166V165H208V166H205V168H208V169H204V167H202V165H201V168H199L200 167V165H199V163L197 164V165H199L197 168H199L200 169V171H198V169L196 168V167H194V168H192L193 166H191V164H192V162L191 161H188V160H190ZM16 158V159H15ZM66 160H65V159ZM70 160H69V159ZM102 158V159H101ZM154 158V159H153ZM163 158V159H162ZM178 160V162H179V164H176L177 163V160ZM184 158H186V159H184ZM209 158L211 159V160H209ZM224 158H226V160L224 159ZM6 159V160H5ZM10 160V161H8V160ZM63 159V160H62ZM182 159V160H181ZM193 159H195V160H193ZM240 159V160H239ZM243 159L245 160V159H248V160H245L244 162H243ZM66 162H65V161ZM163 160H166V162L165 161H163ZM168 160V161H167ZM188 162H187V161ZM224 160V161H223ZM63 161V162H62ZM109 161V162H108ZM176 161V162H175ZM180 161H183V162H181L180 163ZM186 161V162H185ZM223 161V162H222ZM226 161H227V163H226ZM68 162V164H66ZM111 162V163H110ZM189 162H191V164H188ZM200 162V161H199ZM64 165H63V164ZM163 163H166V164H169V165H171V166H169V165H166V164H163ZM223 163H224V165H223ZM238 163H240L241 165H242V163H243V165L241 166L240 164H238ZM111 164V165H110ZM182 164V165H181ZM192 164V165H193ZM164 165H166V166H164ZM178 165H180V167L178 166ZM186 165V166H185ZM196 165V166H197ZM229 165V166H228ZM26 166V165H25ZM25 166H23V167H25ZM165 168H164V167ZM173 166V167H172ZM195 166V165H194ZM221 166V167H220ZM224 166H225V168H224ZM227 166V167H226ZM240 166V167H239ZM244 166H248V168H246L245 167V169L243 170V168H244ZM4 169H3V168ZM62 167V168H61ZM64 167V168H63ZM155 167H157V168H155ZM171 167L172 169H169V168ZM191 167V168H190ZM235 167H237V169H238V167H239V169L237 170ZM262 168L263 167V169L260 171V169L258 170V168ZM56 168V169H55ZM147 168V169H146ZM188 168H190V171L189 172H191V174L192 175H194V178H193V176L191 175V174H189V172L187 171V169ZM203 168V169H202ZM220 168H221V170H220ZM228 168H230V169H228ZM24 169V168H23ZM59 169V170H58ZM162 169V170H161ZM164 169V170H163ZM167 169V170H166ZM168 169L171 171V173H175V175H173V174H171L169 171H168ZM174 169H175V171L176 172H178L177 170H179V169H181V170H183V172L182 171H180L179 170V172H178V174L174 171ZM184 169H186V170H184ZM191 169L192 170H195L194 172L193 171H191ZM227 169H228V171H227ZM149 170V171H148ZM154 170H155V172H154ZM157 170L158 171H162L161 172V174H159L158 172H157ZM166 170V171H165ZM189 170V169H188ZM196 170H197V172H198V174H197V176L199 175V177L201 178H203V179H198V177H196ZM202 170V171H201ZM204 170V171H203ZM225 170V171H224ZM239 170H243V173H244V171H245V173L243 174L242 172L240 173L239 172ZM249 170V171H248ZM62 171V170H61ZM163 171H165V172H163ZM224 171V172H223ZM238 171V172H237ZM259 171V173H257ZM263 171V172H262ZM6 172V173H7ZM21 172V173H20ZM23 172V173H22ZM25 172V173H24ZM121 172V173H120ZM146 172V173H145ZM148 172V173H147ZM181 172V174H179ZM188 172V173H187ZM199 172H201V173H199ZM206 172V174H203V173H205ZM247 172H248V174H247ZM251 172H255V174L253 175V173H251ZM262 172V173H261ZM157 173H158V175H157ZM164 173H166V175H169V174H167V173H170L171 175H173V177H170V175L169 176H166ZM183 173H184V176H186L185 177V179H182V177L184 178V176H183ZM226 175H225V174ZM235 174V175H233V174ZM236 173L239 175V178H238V175H236ZM240 173V174H239ZM144 174H147V175H150L151 174V177L150 176H145ZM153 174V175H152ZM164 174V175H163ZM189 174V175H188ZM201 174H202V176H201ZM231 174V175H230ZM251 174L253 175V176H251ZM179 175V176H178ZM220 175H222L221 177H220ZM225 175V176H224ZM230 177H229V176ZM233 175V176H232ZM242 175L244 176V175H247L249 178H252V177H254V178H252L250 181H249V183L252 181V180H254V181H252L251 183H250V185L249 184H244L243 183V179L244 178H242ZM251 177H250V176ZM257 175H259V176H257ZM21 176V175H20ZM119 176H120V178H119ZM129 176V177H128ZM152 176H153V178H152ZM175 176V177H174ZM178 176V177H177ZM188 176H191V177H188ZM229 178H228V177ZM234 177V178H232V177ZM241 176V177H240ZM257 176V177H256ZM118 177V178H117ZM139 177H141V178H139ZM165 177V178H164ZM176 177H177V179H176ZM225 177V178H224ZM227 177V178H226ZM260 177V178H259ZM155 178V179H154ZM195 178H197L198 180H201L199 183H196L198 180L197 179H195ZM221 178V179H220ZM230 178L231 179H235V181H233V180H230ZM241 178V183H240V179ZM257 178V179H256ZM228 179V180H227ZM119 182L120 181V183L121 184H119V185H117V183L115 182ZM125 180V181H124ZM132 180V181H131ZM155 180H158L157 182H158V185H157V182L155 181ZM190 180V181H189ZM193 180V181H192ZM221 180H224L223 182L221 181ZM231 181V184H230V181ZM187 182L186 184L184 183V182ZM152 182V183H151ZM156 183V185H155V183ZM172 182V183H171ZM174 182H176V183H174ZM181 182V183H180ZM194 182H195V184H194ZM215 182H221V183H215ZM235 182V183H234ZM237 182V183H236ZM240 183V186L238 185L239 183ZM256 182V183H255ZM129 183V184H128ZM173 183H174V185H173ZM194 184L192 187L190 186V185H188V184ZM200 183H201V185H202V187H201V185H200ZM234 183V184H233ZM242 183H243V185H242ZM16 184V185H15ZM153 184V185H152ZM161 184H162V187L164 188V187H166L165 189H163V190H165L164 192L166 193V191L168 190V189H172V190H170V192H169V190L167 191V193L165 194V193H163V190H162V187H161ZM167 184H168V186H167ZM184 184H185V187H184ZM198 184L200 185V187H198V188H196V186H198ZM218 184V185H217ZM220 184V185H219ZM225 184H227L226 186V188L224 187L225 186ZM237 184V185H236ZM126 185V186H125ZM175 186L174 188H176V186L177 185H179V186H177V188H181V189H177L176 188V190L178 191V193H177V191H175V189L173 188V187H171V186ZM132 186V187H131ZM147 186V187H146ZM152 186H155V187H152ZM159 186V187H158ZM183 186V187H182ZM189 186H190V190H189ZM214 186H216V191L218 192H216V191H214V189H212ZM222 187L221 189H220V187ZM245 186V187H244ZM148 187H150V188H148ZM158 187V188H157ZM218 187V188H217ZM223 187H224V189H223ZM239 187H241V188H239ZM129 188V189H128ZM144 188V189H143ZM146 188V189H145ZM154 188V189H153ZM157 188V189H156ZM168 188V189H167ZM192 188H194L193 190H195V192H197L198 194H196V193H193L194 191L192 190ZM237 188V189H236ZM239 188V189H238ZM68 189L72 192V193H70V191H68ZM126 189H127V191H126ZM158 189H160V190H158ZM167 189V190H166ZM185 189H187V191L188 192H186L185 193V191L184 190ZM241 189V190H240ZM145 190H146V192H145ZM151 190V191H150ZM154 192H153V191ZM157 190V191H156ZM197 190H199V191H197ZM230 190V191H229ZM235 190V191H234ZM131 191V192H130ZM147 191H148V193H150V194H148L147 193ZM176 192V194H175V192ZM222 191V192H221ZM229 191V192H228ZM117 192V193H116ZM122 192V193H121ZM159 192H161V193H159ZM172 192L174 193V194H172ZM185 194H184V193ZM215 192V193H214ZM219 192H221L223 195H221ZM226 192H227V194H226ZM242 192V193H241ZM116 193V194H115ZM119 193H121V194H124V196L126 195V197H124V196H122L121 197V195L119 194ZM152 193V194H151ZM162 193H163V195H162ZM179 193H182V194H179ZM188 193V194H187ZM189 193H191V194H193V195H191V194H189ZM231 193H233V194H231ZM237 193H241L240 195L241 196H243V194H244V197H242V199L243 200H245V201H240V200H237L238 198L239 199H241V197H240V195H238ZM245 193L248 195V196H250V197H248V196H245ZM117 194H119V196L117 195ZM131 194V195H130ZM160 194V195H159ZM178 194H179V196H178ZM188 196H187V195ZM201 194V195H200ZM216 194V195H215ZM7 195V196H6ZM65 195H66V198H65ZM150 195H151V197H150ZM156 195H158V196H156ZM172 195H174V196H172ZM196 195H199L198 197L196 196ZM225 195V196H224ZM229 195H230V197L231 198H233V199H231L230 197H229ZM234 195V196H233ZM128 196H130V197H128ZM154 196H155V198H154ZM167 196V197H166ZM168 196H170V197H168ZM172 196V197H171ZM181 196V197H180ZM186 196V197H185ZM191 196H192V198H191ZM218 196H219V199H218ZM56 197H61V195L60 194H56ZM116 197V198H115ZM119 197H120V200L121 201H119ZM141 197H143V198H141ZM178 197H180L181 198V200H179L180 198H177ZM184 197V198H183ZM238 197V198H237ZM245 197H246V199H245ZM251 197L252 198H256V199H251ZM23 198H25L26 200H24ZM66 200H65V199ZM118 198V199H117ZM146 198V199H145ZM160 198H161V201H164V203H165V205H166V207H165V205L163 204V202H161L160 201ZM162 198H164V200H162ZM171 198H173L172 200H171ZM190 198H191V200H190ZM198 199L199 198V200H196V199ZM223 198V199H222ZM228 198V199H227ZM249 198V199H248ZM10 201V203H9V201ZM69 199V200H68ZM124 199H126V201H127V204H129V205H125V207H124V204H123V200ZM186 199V200H185ZM192 199H194V200H192ZM225 199H226V201H225ZM229 199H230V201H229ZM236 200V201H238L237 203H239V204H241V206L239 205V204H237L236 203V201L234 202L233 200ZM68 200V201H67ZM167 200L170 202V207L171 208H168L169 207V204H167V203H169V202H167ZM171 200V201H170ZM174 200H177V201H174ZM182 200H184V201H182ZM187 200H189V201H187ZM251 200V201H250ZM252 200H254V201H252ZM256 200V201H255ZM260 200V201H259ZM27 201V202H26ZM173 201V202H172ZM197 201V202H196ZM216 201V202H215ZM217 201H219V203L217 202ZM221 201V202H220ZM234 202L235 204H237V205H235L234 203V205L232 204V202ZM241 203H240V202ZM249 201H250V203L252 202V205L249 203ZM66 202V203H65ZM67 202H68V204H67ZM172 202V203H171ZM177 202V203H176ZM181 202H182V204H181ZM185 202H187L186 204H185ZM196 202V203H195ZM18 203H19V205H18ZM69 203H70V205H69ZM121 203H122V205H123V208H122V205H121ZM141 203V204H140ZM174 203V204H173ZM192 203H194V204H192ZM217 203H218V205H217ZM231 204V205H229V204ZM243 203V204H242ZM12 205V207H11V205ZM28 204V205H27ZM66 204V205H65ZM138 204L140 205L139 207H138ZM159 204V205H158ZM177 204H179V205H177ZM189 204V205H188ZM209 204H210V207H209ZM214 204V205H213ZM244 204H245V206H244ZM2 205V206H1ZM8 205V206H7ZM146 205V206H145ZM172 205V206H171ZM193 205L194 206H196V207H193ZM248 205V206H247ZM5 206V207H4ZM123 209H120V207ZM127 206V207H126ZM132 206V207H131ZM163 206V207H162ZM177 207V206H180V207H177V208H175V207ZM181 206H183L184 207V209H182L183 207H181ZM212 206V207H211ZM220 206H221V209H220ZM234 206V207H233ZM242 206H244V207H242ZM252 206H254V207H256L257 206V208H253ZM17 207H18V209H17ZM134 207H136V208H134ZM150 209V210H148V208ZM154 209H152V208ZM156 207V208H155ZM159 207V208H158ZM160 207H161V209H160ZM3 208V209H2ZM23 208H26V209H23ZM33 208V209H32ZM54 208V209H53ZM73 208H75V209H73ZM85 208H86V210H85ZM116 209L118 212L117 213H115L116 212V210H114V209ZM125 208H128V214H129V212H130V214L128 215V214H123L124 213V211H125ZM140 208V209H139ZM142 208V209H141ZM147 208V209H146ZM158 208V209H157ZM173 208L175 209V211L173 210ZM181 208V209H180ZM212 208V209H211ZM233 208V209H232ZM235 208V209H234ZM245 208V209H244ZM11 209V210H10ZM28 209V210H27ZM71 209H73V210H71ZM136 209V210H135ZM139 209V211H137ZM167 209H169V210H167ZM170 209H172V210H170ZM177 209V210H176ZM187 209V210H186ZM188 209H189V211H188ZM192 209V210H191ZM23 212H22V211ZM27 210V211H26ZM91 210V211H90ZM119 210H120V212H119ZM122 210V211H121ZM147 212H145V211ZM194 210V211H193ZM206 210H208V211H206ZM238 210V211H237ZM5 213H3V212ZM19 211V212H18ZM26 211V212H25ZM30 211V212H29ZM33 212V214H32V212ZM43 211V212H42ZM45 211V212H44ZM95 213H94V212ZM132 211V212H131ZM152 211V212H151ZM168 211H170L169 213H171V214H173V215H171V214H169L168 213ZM173 211V212H172ZM177 211V212H176ZM182 211V212H181ZM213 211V212H212ZM218 211V212H217ZM221 211H222V213H221ZM240 211V212H239ZM24 212H25V214H24ZM36 212H39V215L38 216H40L41 215V217H39V219H40V225H39V223H38V221H37V219H38V216H37V213ZM47 212V213H46ZM76 212V213H75ZM108 212H109V214H108ZM115 213V215L116 214H118V215H114V213ZM122 212V213H121ZM137 212V213H136ZM143 212V213H142ZM7 213V214H6ZM17 213V214H16ZM28 213V214H27ZM113 213V214H112ZM142 213V214H141ZM179 213V214H178ZM187 213V214H186ZM192 213V214H191ZM211 213V214H210ZM216 213L218 214V213H220V214H218V215H216ZM238 213V214H237ZM51 214H52V216H51ZM82 214V215H81ZM87 215V216H85L84 217V215ZM141 214V215H140ZM191 214V215H190ZM6 215V216H5ZM10 215V216H9ZM25 215V216H24ZM46 215V216H45ZM65 215V216H64ZM90 215H92V217L90 218V219H88V217L90 216ZM109 215H111V217L109 216ZM112 215L114 216V217H112ZM168 215V216H167ZM188 216V215H190L189 217H186V216ZM211 215V216H210ZM213 215V216H212ZM4 216H5V218L7 219V220H9V221H7V220H3V219H5L4 218ZM12 216V217H11ZM45 216V217H44ZM105 216H106V221L108 222V224H109V222H110V224L108 225L107 224V227H106V223L107 222H105ZM125 216V217H124ZM164 216V217H163ZM231 216V217H230ZM234 216V218H232ZM17 217V218H16ZM96 217V218H95ZM100 217V219L101 220H99L98 218ZM107 217H108V219H109V221L107 220ZM139 218V219H137V218ZM213 217V218H212ZM217 219H216V218ZM228 217V218H227ZM9 218H11V219H9ZM16 218V220L14 221V219ZM19 218V219H18ZM23 218V219H22ZM43 218V219H42ZM66 220H65V219ZM77 218V219H76ZM94 218V219H93ZM112 218V221H113V219H114V223H112L111 222V219ZM121 218V219H120ZM168 218V219H167ZM204 218V219H203ZM229 220H227V219ZM45 219V220H44ZM124 219H126V220H124ZM130 219V220H129ZM155 219L157 220V221H155ZM182 219H183V222H182ZM184 219H185V221H184ZM214 219V220H213ZM42 220V221H41ZM47 220L48 221H50V224H49V222H47ZM96 220H98V221H96ZM102 220H104V221H102ZM117 220V221H116ZM140 222H139V221ZM166 220V221H165ZM169 220V221H168ZM188 220V221H187ZM216 220H218V221H216ZM81 221V222H80ZM93 221V222H92ZM96 221V222H95ZM101 221H102V223H104L105 224V226H104V224H101ZM120 221V222H119ZM124 221V222H123ZM137 221V222H136ZM158 221L160 222V223H158ZM214 221V222H213ZM215 221H216V223H215ZM219 221H222L221 223H222V225L220 224V223H218ZM227 223H226V222ZM21 222V223H20ZM131 222V223H130ZM133 222V223H132ZM138 222H139V225H138ZM147 222V223H146ZM156 222V223H155ZM185 222V223H184ZM230 222H231V225H230ZM20 223V224H19ZM23 223V224H22ZM35 223V224H34ZM46 223V224H45ZM54 225H52V224ZM55 223V224H54ZM90 223V224H89ZM92 223H94L93 225H92ZM118 223V224H117ZM158 223V224H157ZM188 223V224H187ZM214 223V224H213ZM36 224H38L37 226H36ZM45 224V225H44ZM49 224V225H48ZM88 224V225H87ZM101 224V225H100ZM111 224H114V225H112L111 226ZM134 224V225H133ZM185 224V225H184ZM216 224V225H215ZM226 224V225H225ZM17 225V226H16ZM19 225H20V227H19ZM28 225V226H27ZM46 225H47V227H46ZM63 225V226H62ZM94 225H95V228H94ZM118 225H120V226H118ZM130 225V226H129ZM141 225V226H140ZM144 225H148L149 227L148 228H146V227H143ZM218 225V226H217ZM227 225H228V227H227ZM8 226H10V227H8ZM39 226H45V227H42L43 229H39L38 230V228H39ZM59 228H57V227ZM90 226H92V227H90ZM108 226H109V228H108ZM134 226V227H133ZM140 226V227H139ZM168 226V227H167ZM223 228H222V227ZM226 228H225V227ZM30 227V228H29ZM87 227V228H86ZM103 227H105V228H103ZM120 227V228H119ZM131 227V228H130ZM136 227V228H135ZM137 227H138V229H137ZM37 228V229H36ZM52 229L51 231L49 230L48 231V229ZM54 228V229H53ZM57 228V229H56ZM88 228H90L89 230H88ZM92 228V229H91ZM94 228V229H93ZM97 228V229H96ZM142 228V229H141ZM144 228H145V232H143L144 231ZM152 228V229H151ZM185 228V229H184ZM187 228V229H186ZM196 228H198L197 229V231H196ZM216 228H218V230H215ZM253 229L255 228V227H252ZM12 229V230H11ZM45 229V230H44ZM87 230V232L85 233L84 231H86ZM102 229H103V231H102ZM123 229V230H122ZM132 229V230H131ZM135 229H137L136 230V233H135ZM140 229L141 230H143V231H140ZM148 229L150 230V231H148ZM173 229H174V231H173ZM194 229H195V231H194ZM28 230V231H27ZM36 230V231H35ZM56 230V231H55ZM80 230H82V232L80 231ZM105 230V231H104ZM168 230V231H167ZM221 230V231H220ZM222 230H224V231H222ZM13 231V232H12ZM17 231V232H16ZM25 231H27V232H25ZM58 231H59V233H58ZM149 233H148V232ZM166 233H165V232ZM172 231V232H171ZM192 231H193V233H195V234H193L192 233ZM215 231L217 232V233H215ZM221 233H220V232ZM226 231V232H225ZM19 232V234H17ZM36 232V233H35ZM38 232V233H37ZM49 232V233H48ZM64 232V233H63ZM73 232V233H72ZM94 232V233H93ZM96 232V233H95ZM162 232H164L163 234H161ZM179 232V233H178ZM189 232H191L192 234H190ZM13 233H14V235H13ZM28 233V234H27ZM89 233H90V236H89ZM92 233V234H91ZM98 233V234H97ZM100 233V234H99ZM101 233H102V235H101ZM126 233V234H125ZM0 234V235H1ZM23 234V235H22ZM25 234V235H24ZM42 234H43V236H42ZM50 234V235H49ZM74 234V235H73ZM76 234V235H75ZM95 234V235H94ZM139 234V235H138ZM142 234V235H141ZM203 234V235H202ZM216 234H218V237H217V239H215L216 238ZM223 234L225 235V236H223ZM17 235V236H16ZM22 235V236H21ZM28 235V236H27ZM59 235V237L57 238V236ZM96 237H94V236ZM164 235V237H162ZM170 235H171V237H170ZM24 236H27V237H25L24 238ZM64 236H65V238H64ZM68 236V237H67ZM73 236V237H72ZM82 236H84V237H82ZM89 237V240H88V237ZM101 236V237H100ZM166 236H167V239H166ZM201 236H203V237H201ZM221 236V237H220ZM10 237H12V238H10ZM19 237V238H18ZM70 237V238H69ZM77 237V238H76ZM81 237V238H80ZM163 238V240H164V242H163V245L165 246H163V245H161L162 243H161V241H162V238ZM225 238V239H223V238ZM35 238V239H34ZM57 238V239H56ZM67 238V239H66ZM69 238V239H68ZM91 238V239H90ZM161 238V239H160ZM170 238V239H169ZM218 238H220V239H218ZM21 239V240H20ZM23 239V240H22ZM62 239V240H61ZM74 239V240H73ZM94 239V240H93ZM95 239H96V241H95ZM107 239V238H106ZM105 239V240H106ZM216 240V242H215V240ZM56 240L58 241V242H56ZM86 240V241H85ZM92 240V241H91ZM133 240V241H132ZM158 242V246H156V241ZM160 240V241H159ZM166 240V241H165ZM19 241H21V242H19ZM24 241V242H23ZM29 241V242H28ZM37 241V242H36ZM65 241V242H64ZM73 241V242H72ZM79 241V240H78ZM89 241V242H88ZM120 241V242H119ZM152 241V242H151ZM155 243H154V242ZM211 241H213V242H215L216 244H214L213 242H211ZM217 241H218V243H217ZM219 241H222V242H219ZM53 242V243H52ZM68 242V243H67ZM160 242V243H159ZM223 242H225V243H223ZM25 243V244H24ZM42 243V244H41ZM60 243V244H59ZM65 243H66V245H65ZM134 243V244H133ZM142 243H144L143 245H140V244H142ZM213 243V244H212ZM220 243H222V245L220 244ZM17 244V245H16ZM32 244V245H31ZM54 244V245H53ZM145 244H146V247H145ZM149 244V245H148ZM218 244H219V246H218ZM20 245H22V246H20ZM23 245H26V246H23ZM43 245V246H42ZM46 245V246H45ZM48 245V246H47ZM58 245V246H57ZM69 245V246H68ZM86 245H89V246H86ZM151 245H152V247H151ZM214 245H216V247L214 246ZM29 246V247H28ZM40 246V247H39ZM51 246V247H50ZM60 246V247H59ZM64 246V247H63ZM149 246L151 247V248H149ZM200 246V247H199ZM225 246H226V248H225ZM12 247V248H11ZM13 247H16V248H13ZM17 247H21V249L19 250V249H17ZM23 247H25L24 249L25 250H27V252L25 251V250H23ZM144 247H145V249H144ZM156 248L157 250H158V252L159 253H157V250L156 249H154V248ZM160 247V248H159ZM161 247H164V248H161ZM5 248H6V250H5ZM37 248V249H36ZM48 248H50L49 250H48ZM53 248V249H52ZM89 248H91V249H89ZM133 248V249H132ZM137 248V249H136ZM219 248V249H218ZM224 248V249H223ZM15 249V250H14ZM41 251H40V250ZM44 249V250H43ZM59 249V250H58ZM118 249V250H117ZM143 249V250H142ZM151 249L153 250V251H151ZM163 249V250H162ZM166 249V250H165ZM217 249V250H216ZM226 249H227V251H226ZM14 250V251H13ZM16 250H18V251H16ZM23 250V251H22ZM33 250V251H32ZM35 250V251H34ZM38 250V251H37ZM46 250H48L49 252H47ZM52 250V251H51ZM117 250V251H116ZM133 251V254H132V251ZM141 250V251H140ZM218 250H219V252H218ZM16 251V252H15ZM24 252L23 254H21L22 252ZM32 253H30V252ZM115 251V252H114ZM130 251V252H129ZM137 251V252H136ZM222 251V252H221ZM43 252H45V254L43 253ZM47 252V253H46ZM51 252H53L54 254H51ZM161 252H162V254H161ZM164 252V253H163ZM226 252H227V254H226ZM15 253H18V254H15ZM35 253V254H34ZM56 253V254H55ZM115 253V254H114ZM121 253V254H120ZM3 254V255H2ZM20 254V255H19ZM29 254V255H28ZM40 254V255H39ZM48 254H50L49 256H48ZM123 254V255H122ZM135 254V255H134ZM140 254H141V256H140ZM220 254H222V255H220ZM18 255V257H17V260L18 261H16L15 259H14V257H16ZM23 255H25L24 257H21V256H23ZM28 255V256H27ZM32 255V256H31ZM38 256V257H36V256ZM123 257H122V256ZM131 255V256H130ZM226 255V256H225ZM19 256H20V261H19ZM51 257V258H50ZM93 257V256H92ZM91 257V259L86 263V264H96V260H95V258H92ZM218 257H221V258H218ZM24 258V259H23ZM57 258V259H56ZM40 259V260H39ZM48 259V260H47ZM55 259H56V261H55ZM60 259V258H59ZM58 259V260H59ZM25 260V261H24ZM34 260V261H33ZM37 261V262H36ZM47 261H49V262H47ZM136 261V262H135ZM36 262V263H35ZM120 264H123V263H120Z\"/></svg>",
  "mask_w": 264,
  "mask_h": 264
},
{
  "label": "bare ground",
  "instance_id": "bare-ground-1",
  "mask_svg": "<svg viewBox=\"0 0 264 264\" xmlns=\"http://www.w3.org/2000/svg\"><path fill=\"white\" fill-rule=\"evenodd\" d=\"M15 1V0H14ZM17 1V0H16ZM15 1V4H17V2ZM19 1V0H18ZM31 1V0H30ZM32 1H34V0H32ZM37 1V7H38V5H43V3H44V1L45 0H36ZM35 1V2H36ZM54 1V0H53ZM67 0H56V3L55 4H57L56 6H54L53 8H52V10H51V12H50V14H51V17H52V20H51V24L54 26V30L56 31V33H55V35L53 36V34L51 35L52 37H50L49 36V38H47L48 40H49V43H50V46H49V48H48V50L46 51V52H43V54H42V56L44 57V63H45V65H44V67H42V72L43 73H47V72H50V71H54L55 73H56V82H55V87H54V89L49 93V96H50V98H52V99H54V98H60L61 99V102L63 103V102H65V104L67 103V104H69L70 102L72 103V100L73 99H75V97L74 96H72V97H74V98H72L70 95H69V92H65L63 89H65L67 86L69 87L70 85H77L78 84V81L79 80H81V82H83V80H90V81H94L95 79H91L93 76L92 75H94L93 73H98L99 72V70L97 69V72L95 71V67H96V62H101V60H103L104 58H106L107 56H110L111 54H112V56H113V61H112V63H110V65L104 70L103 68V70H104V72H101L102 74H103V76H101L102 78L100 79V83H98L97 82V84H98V86L101 84V88L100 89H102L101 91L103 92V95L101 96V98H99L98 100H97V102H96V107H95V109H93V106H91V104L90 103H86V106L88 105V109H87V111H85V113H83L82 115H80V117L78 116V118L79 119H77L76 121H74V123H72V121L70 122L71 124H68L67 122H66V124L65 125H61L60 123H57L56 121L55 122H52L51 123V125H50V128H49V130L48 131H46V133H48L45 137H47L48 136V140H45L46 142L45 143H40L41 145H38V147L36 148V149H34V150H32L31 151V153L30 154H28L29 152H30V150H29V152H26L25 151V155H18V153H16L18 156H19V158H18V160H17V164H16V166H17V169L18 170H24V171H29L28 172V174L26 175V176H23L22 177V174H20L19 175V173H17V172H12V173H10V172H7V170H6V172L5 171H0V182H5V183H3V185H9L10 183H14L15 182V180H17V179H20V181L22 182V187L20 188H17V189H14V190H11L10 191V196L12 197V200H13V202L14 201H16V199L18 198L19 199V197H25V198H27V200H29V205H37V207L38 208H45L46 207V205H61L62 204V196L64 195V194H66V189H67V187L70 185V184H74L73 185V189L71 190V191H73V193L68 189V191H70V193H72L71 195H73V197H72V201H71V205L73 206V205H76V206H78V205H85V207L88 209L89 207H91L92 205H96V211L97 210H99V213L101 214V216H103L104 217V215L106 214V212L108 211V209H109V207H111L112 205H115L116 206V199L114 200V191L112 190V192L110 193V192H108V189H107V187H106V185L105 184H107V183H109L108 181L110 180V179H113L117 174H119V172H118V170H116L114 167H111L112 169L110 170V171H108L105 167H101L102 165H96L95 164V161H93V159H92V157H91V155L93 154V153H95L94 151L95 150H97L98 151V149H102L101 151H104L103 150V148H101L100 146V143H99V141L97 140V138L99 137V136H101V135H107V136H109V144H108V142H105L104 144H108V146H109V150L112 152V153H114V155L113 156H111L110 157V159H111V162L113 163V165L114 166H116L117 165V168H119L120 167V169H121V172H122V174L124 175H129V174H131V172H132V169H131V166H132V164L133 163H135V162H138V164H139V166H141L144 162H146V160H147V157H146V154H145V150L144 151H140L139 152V150L141 149V146H140V143H141V141H142V137H140V135H139V131H140V127L142 126V124H143V121H144V119H145V117L144 116H147V115H152L153 117L151 118V119H153L154 118V120H157V122L159 121V123H163L164 122V124L166 125V127H167V129L169 130V133H170V128H171V125H170V121L172 120V119H174V118H176V117H181L182 116V114H185V113H183V108L181 109L180 107H179V105H178V102H179V100H180V98H181V96L182 95H184L185 96V90H184V88L183 87H181V82L180 83H178L177 81V83L178 84H180V86L179 87H177L176 88V86L171 82V81H166V78H167V75L168 74H165V71L166 70H168V69H173V70H178L179 72H180V76H181V73L184 71V66H176V64H175V66H174V61H175V59H174V57H175V54H176V56H178V55H180V56H182L183 58H184V56H186L183 52H180V50H179V39H178V37H181L180 36V33H183V34H181L182 36L183 35H185L184 34V31L182 30L181 31V27H179V28H181V29H178V26H176L177 25V23H175L173 20V23H175L176 25H173V27L175 26V27H177V28H171V30L173 31V34H172V41H170V40H167L166 42H171V46L170 47H172V50H170V48H169V46H168V48L169 49H167L166 48V46H165V48H166V50H168V51H166L165 53H163L162 54V61H161V59H160V62H159V60H158V63L156 62L157 60H156V58H155V60L154 59H151V57H152V55H151V57L149 56H147L148 54H146V57H148L149 58V62L148 63H146V61L144 60V64H143V66L141 65V67H144L143 68V70L141 71H138V70H136L135 69V67H134V65H133V62L135 63L136 61L134 60V56H136V55H134V52L136 53V51H135V49L137 50V49H139L140 47H146L147 48V46H148V48H150L152 45V39H151V42H150V40H148L150 43V45H147V46H145V44H148V42H147V39L149 38L148 36H147V33L146 32H148L151 28H153V26H154V23H152V22H141L140 20L139 21H137L136 19L135 20H132L131 19V21H129V22H127L126 24H125V31L123 30V32H122V35H120V36H118L119 35V33H121L120 32V30H119V28H118V31H116V33L118 34L117 36H114V38L115 37H117L118 38V40L115 42H113L114 43V45L112 46L110 43V40H111V38H108V37H110V36H103V38L104 37H107V39H105V40H99L100 38H98L99 36H98V34L96 33V35L98 36V37H95V39H97V43L95 42V43H93L94 42V39H93V46H95L96 44H97V47H96V49H95V51H93L91 48H90V46H89V44L87 43V39H85V37L84 36H78L75 40V44H74V47H75V49H73L72 50V42H70V38H69V35H68V30H69V27H70V25H71V23L72 22H70L69 20H66L65 22H61L60 21V15H63V9L65 8L64 7V5H65V2H66ZM116 1V0H115ZM114 0L112 1V0H78V2L77 3H75L74 5H73V7L70 9V11H71V14H70V16L71 17H73V16H75V18H73V19H77V17H79V16H83V14L85 15L89 10H91L93 7H95V5H97V4H101V3H103V2H115ZM121 1V0H120ZM127 1V3H128V0H126ZM131 1H133V0H131ZM139 1V0H138ZM143 1H145V0H143ZM149 1V0H148ZM156 1V0H155ZM181 1V0H180ZM194 1H197L198 3H200L201 5V10H203V11H208V13H210V15H211V19L209 18L208 20H207V18H205V17H207V16H202L203 14L200 12L199 13V15L197 14V12L196 11H198L197 9H196V11L194 10L193 11V9L191 10V11H193V12H195V13H191V11H190V14L192 15V14H195V16H202L203 18H201L202 19V21L203 20H205V22L203 21H199V23H196V19L192 16L191 17V15L188 17L187 16V18H188V21H189V23H190V26H188L187 27V25H186V23H184L186 26H185V28L182 26V24H180L182 27H183V29L184 30H186L185 31V33L187 32V29L189 28V29H193L194 31H190V32H187V38L189 39V41L191 42V43H193V44H200L201 42H199V40L200 41H202V39H204V37H210V36H213V35H217V36H219L218 34H220V33H222L221 32V30H223V28H224V25H226L227 23H226V19L230 16V17H232L231 15L232 14H235V13H237V14H239L240 16H241V14L243 13H245V11L246 10H244L245 8H243L244 6H245V3L243 4H241V2L239 3V4H234L231 0H182L181 2H184V3H186V4H189V3H192V2H194ZM238 1V0H237ZM0 2H1V4H2V6H3V12L4 13H7L8 11H10V5L8 4V0H0ZM5 2H7V3H5ZM70 2V1H69ZM68 2V3H69ZM117 2H119V1H117ZM134 2V1H133ZM136 2V1H135ZM140 2H142V1H140ZM139 2V6H140V4H141V6H143L144 4L143 3H140ZM149 2H152V1H149ZM154 2V1H153ZM157 2V1H156ZM242 2H244V1H242ZM4 3H5V5H4ZM19 3V2H18ZM21 3V2H20ZM67 3V4H68ZM145 3H146V1H145ZM155 3V2H154ZM159 3V2H158ZM165 3V2H164ZM163 3V4H164ZM175 3H177L176 1H175ZM180 3V2H179ZM25 4V3H24ZM26 4H27V2H26ZM45 4V6L47 7V5H46V3H44ZM52 4H53V2H52ZM51 3H50V5L48 4V6L50 7L51 5H52ZM120 4V3H119ZM133 4H135V3H133ZM138 4V3H137ZM143 4V5H142ZM148 4V3H147ZM157 4V3H156ZM156 4H154V5H156ZM21 5H23V3L22 4H19V8H21L22 6ZM29 5V4H28ZM54 5V4H53ZM52 5V6H53ZM159 5V4H158ZM161 5H162V3H161ZM178 5H180V4H178ZM183 5V4H182ZM244 5V6H243ZM27 6V5H26ZM31 6V5H30ZM33 6H35V5H33ZM67 6V5H66ZM109 6L112 8V6L109 4ZM117 6V5H116ZM121 6H122V2H121ZM140 6V7H141ZM148 6H150V4L148 5ZM157 6V5H156ZM163 6V5H162ZM165 6H166V4H165ZM25 7V6H24ZM45 7V8H46ZM109 7V8H110ZM130 7V6H129ZM134 7V6H133ZM151 7V6H150ZM159 7V6H158ZM157 7V8H158ZM166 7H168V5L166 6ZM178 7V6H177ZM185 7V6H184ZM189 7V6H188ZM197 7H198V5H197ZM18 8V7H17ZM18 8V10H20ZM39 8V7H38ZM48 8V7H47ZM122 8V7H121ZM135 8V7H134ZM147 8V7H146ZM154 8H156V7H154ZM164 8V7H163ZM179 8H180V6H179ZM28 9V8H27ZM41 10L43 9V8H40ZM66 9H68V7L66 8ZM105 9V8H104ZM160 9V8H159ZM45 10V9H44ZM121 10H125L124 8H122ZM133 9H131L130 11H132ZM139 10V9H138ZM140 10H142L141 8H140ZM154 10V9H153ZM158 10V9H157ZM157 10H155V11H157ZM167 9H165V11H166ZM169 10H170V8H169ZM22 11V10H21ZM24 11V10H23ZM29 11V10H28ZM69 11V12H70ZM104 11H106V9L104 10ZM117 12H118V10H116ZM134 11V10H133ZM136 11H137V9H136ZM143 11V10H142ZM151 11V10H150ZM163 11V10H162ZM200 11V10H199ZM14 12H16V11H14ZM43 12H48V10L46 11H43ZM41 13V15L40 16H42V14L44 15L45 13ZM67 12V10L65 11V13ZM69 12H67V13H69ZM99 12V11H98ZM97 12V13H98ZM113 12V11H112ZM125 12V11H124ZM128 12V11H127ZM126 12V13H127ZM138 12V11H137ZM148 11H145V13L144 14H146ZM160 12V11H159ZM170 12V11H169ZM174 12V11H173ZM30 13H32V12H30ZM92 13V12H91ZM90 13V14H91ZM110 13V12H109ZM113 13H116L115 12V10H114V12ZM130 13V12H129ZM171 13V12H170ZM183 13V12H182ZM48 14V13H47ZM47 14H45L44 16H47ZM96 14V13H95ZM133 14H136V13H132V15L131 14H129V15H131L132 16V18H133ZM165 14H166V12H165ZM197 14V15H196ZM201 14V15H200ZM206 14H207V12H206ZM205 14V15H206ZM78 15V16H77ZM92 15V14H91ZM99 15V14H98ZM97 15V19H98V17L100 18V16H98ZM111 15V14H110ZM109 15V16H110ZM113 15H116V14H113ZM124 15H125V13H124ZM127 15V14H126ZM125 15V16H126ZM149 15V14H148ZM208 15V14H207ZM236 15V14H235ZM26 16V15H25ZM33 16H34V12H33ZM69 16V17H70ZM77 16V17H76ZM141 16V15H140ZM166 16H167V14H166ZM172 16V15H171ZM212 16L213 17H215L216 19H217V21H213L212 19ZM23 17H24V15H23ZM26 17H28V16H26ZM25 17V18H26ZM35 17V16H34ZM43 17V16H42ZM106 17H107V15H106ZM117 17V16H116ZM147 17V16H146ZM149 17V16H148ZM167 17H169V16H167ZM182 17H183V15H182ZM184 17H186V16H184ZM183 17V20L185 19V20H187V18H184ZM242 17V16H241ZM95 18V15H94V17L92 18V19H94ZM103 18H105V17H103ZM107 18H109V17H107ZM121 18V17H120ZM126 18V17H125ZM129 18V17H128ZM136 18V17H135ZM177 18V17H176ZM175 18V19H176ZM194 18V19H193ZM198 18V17H197ZM200 18V17H199ZM199 18H198V20H199ZM70 19V18H69ZM73 19H71L72 21H73ZM96 19V18H95ZM95 19H94V21H95ZM101 19V18H100ZM168 19V18H167ZM178 19V18H177ZM181 19V18H180ZM192 19V20H191ZM200 19V20H201ZM233 19V18H232ZM36 20V19H35ZM34 20V21H35ZM75 20L73 21V22H75ZM99 20V19H98ZM97 20V21H98ZM179 20V19H178ZM183 20H181V22H183ZM184 20V21H185ZM191 20V21H190ZM207 20V21H206ZM219 20V21H218ZM231 20V19H230ZM84 22H85V20H83ZM88 21V20H87ZM112 21H114V20H112ZM124 21V20H123ZM143 21V20H142ZM211 21V22H210ZM228 21V20H227ZM238 21V20H237ZM20 22V21H19ZM117 22V20L113 23V24H115ZM118 22H120V21H118ZM118 22H117V25L119 26V24H118ZM171 22V21H170ZM38 23V22H37ZM43 23V22H42ZM50 23V22H49ZM92 24H93V22H91ZM180 23V22H179ZM193 25H192V24ZM233 23V22H232ZM40 24V23H39ZM45 23H43V25H44ZM83 24H85V23H83ZM112 24V23H111ZM236 24V23H235ZM238 24V23H237ZM87 25H89V22H88V24ZM116 25V24H115ZM121 25H124L123 24V22H122V24ZM179 25V26H180ZM231 25V24H230ZM51 26V25H50ZM86 26V25H85ZM95 26V25H94ZM93 26V27H94ZM106 26V25H105ZM111 26H113V25H110V27ZM52 27V26H51ZM107 27H108V25H107ZM123 26H121V28H122ZM187 27V28H186ZM226 27V26H225ZM96 28V27H95ZM117 28L115 29V28H113L114 30H117ZM148 28H150L149 30H148ZM51 29V28H50ZM53 29H51V30H53ZM83 29H84V27H83ZM97 29V28H96ZM134 29V30H133ZM226 29H228L227 30V32L228 31H230L229 29V27L228 28H226ZM51 30H49V32H51ZM53 30V31H54ZM72 30V29H71ZM71 30H70V32H71ZM98 31H99V29H97ZM113 30V31H114ZM148 30V31H147ZM232 30V29H231ZM248 30V29H247ZM247 30L245 29V26L242 24V26L241 27H239V28H237L236 29V35H235V40H237L236 41V44L237 43H240L241 45H244V47L246 46L247 48H245L246 49V51H247V49H251V48H249L250 47V42H252V40L253 39H249L250 37H249V34H248V32H247ZM254 30V29H253ZM43 31H44V29H43ZM52 31V32H53ZM102 31H104V30H102ZM102 31H100L101 33H102ZM108 31V30H107ZM179 31H180V33H179ZM224 31H225V29H224ZM104 32H106V31H104ZM110 32H112V31H110ZM251 32L253 33L254 31H252L251 30ZM44 33H45V31H44ZM43 33V34H44ZM100 33V34H101ZM115 33V32H114ZM260 33V32H259ZM151 33H149L148 35H150ZM223 34V33H222ZM227 34H229V33H227ZM263 34H264V32H262V36H263ZM41 35V34H40ZM75 35V34H74ZM77 35V34H76ZM95 35V36H96ZM104 35V34H103ZM115 35V34H114ZM225 35H226V32H225ZM251 35V34H250ZM253 35V34H252ZM254 35H256V34H254ZM258 35V34H257ZM46 35L44 34V37H45ZM217 36H215L216 38H217ZM224 36V35H223ZM230 36V35H229ZM259 36V35H258ZM262 36H259V37H262ZM93 37V36H92ZM100 37H102V34L100 35ZM112 37V36H111ZM184 37V36H183ZM183 37H182V39H183ZM220 37V36H219ZM255 36H253V38H254ZM221 38V37H220ZM229 38V37H228ZM43 39V38H42ZM182 39L180 40V41H182ZM185 39V38H184ZM210 39V38H209ZM99 40V41H98ZM109 40V41H108ZM166 40V39H165ZM211 40V39H210ZM215 40H217V39H215ZM214 40V41H215ZM229 40V39H228ZM231 40L233 41V38H232V36H231ZM234 40V41H235ZM258 40V39H257ZM260 40V39H259ZM258 40V41H259ZM263 40H264V37H263ZM43 41H44V39H43ZM96 41V40H95ZM147 43H146V42ZM185 42H186V39L184 40ZM184 41H182L183 43H184ZM213 41V42H214ZM225 41V40H224ZM233 41V42H234ZM262 41V40H261ZM145 42V43H144ZM154 42V41H153ZM181 42V43H182ZM188 42V41H187ZM186 42V43H187ZM190 42H189V44H190ZM210 42V41H209ZM220 42H222V39H221V41ZM220 42L218 43V41H215L214 43L216 44V43H218V44H220ZM256 42V41H255ZM90 43V42H89ZM181 43H180V45H181ZM182 43V44H183ZM202 43H203V41H202ZM201 43V44H202ZM212 43V42H211ZM230 43H232V42H230ZM235 43V42H234ZM259 43V45L261 44L260 42H258ZM95 44V45H94ZM167 44V43H166ZM191 45V46H189L190 48H192L193 46H195V45ZM199 44L197 45V46H199ZM207 44H208V42H207ZM206 44V45H207ZM226 44V43H225ZM264 43H262L261 44V46L263 45ZM48 45V44H47ZM46 45V46H47ZM110 45V46H109ZM186 45V44H185ZM203 45H205L204 43H203ZM205 45V47H207ZM217 45V44H216ZM227 45V44H226ZM234 45V44H233ZM240 45V46H241ZM150 46V47H149ZM197 46H195V47H197ZM214 45L212 44V46H211V48L213 47ZM230 46V45H229ZM235 46V45H234ZM233 46V47H234ZM237 46V45H236ZM1 47V46H0ZM26 47V46H25ZM73 47V48H74ZM187 47V46H186ZM188 47V48H189ZM209 47H210V45H209ZM218 47V46H217ZM223 47V46H222ZM227 47V46H226ZM232 47V48H233ZM244 47H243V49L242 48H240L241 50H240V52H242V50H245L244 49ZM254 47V46H253ZM264 47V46H263ZM47 48V47H46ZM145 48V49H146ZM147 48V49H148ZM152 48V47H151ZM194 48V47H193ZM198 48V47H197ZM201 48H203L202 46H201ZM219 48V47H218ZM256 48H259V46L257 45V47ZM255 48V51L256 50H258V51H261V50H259V49H256ZM145 49H142L141 48V50H144L145 51ZM146 49V50H147ZM184 49H185V47H184ZM198 49H200V47L198 48ZM198 49H196L197 51H198ZM206 49V51L208 52L207 54H204V52H205V50L203 49V55H204V57L205 58H203V59H205L203 62H205V65L206 66H209V65H211V67L212 66H214L213 64L215 63V62H217V60H219L220 58V56L218 55V52H216V50L215 49H217L216 47L214 48H212V49H210V52H209V50H207V48H205ZM228 49H230V48H228ZM235 50H236V48H234ZM233 49V50H234ZM30 50V49H29ZM202 50V49H201ZM235 50H234V52H235ZM238 50V49H237ZM236 50V51H237ZM263 50V49H262ZM31 51V50H30ZM140 51V50H139ZM150 52H151V50H149ZM193 51V50H192ZM220 51H222L221 49H219V53H220ZM225 51H226V49H225ZM239 51V50H238ZM2 52H3V50H2ZM137 52H138V50H137ZM194 52V51H193ZM243 52H245V51H243ZM257 52V51H256ZM3 53H5V52H3ZM30 53V52H29ZM33 53V52H32ZM144 53H146V52H143V54ZM175 53V54H174ZM191 53V52H190ZM190 53L188 54V55H190ZM195 53V52H194ZM194 53L191 55V56H193L194 55ZM201 53V54H202ZM206 53V52H205ZM225 53V52H224ZM238 52H236V54H237ZM246 53V52H245ZM260 53L261 52H259V53H256V54H258V55H260ZM31 54V53H30ZM143 54H142V56H143ZM178 54V55H177ZM187 54V53H186ZM198 54V53H197ZM226 54V53H225ZM230 54V53H229ZM246 54H251V51L249 50V53H246ZM256 54H254L255 56H256ZM262 54L263 53H261V56H262ZM4 55V54H3ZM32 55V54H31ZM199 55V54H198ZM203 55H201V56H203ZM232 55V54H231ZM34 56V55H33ZM216 57V59L214 58V57ZM111 57V56H110ZM153 57H155V55L153 56ZM152 57V58H153ZM231 57V56H230ZM230 57H225V58H229L230 59ZM247 57V56H246ZM252 57H253V55H252ZM251 57V58H252ZM20 58H21V56H20ZM23 58V57H22ZM21 58V59H22ZM136 58V57H135ZM148 58H146L147 60H148ZM161 58V57H160ZM181 58V57H180ZM183 58H181L180 60H181V62H184L183 61ZM186 58H187V56H186ZM195 58H196V56H195ZM194 58V59H195ZM202 58V57H201ZM245 58V57H244ZM243 58V59H244ZM248 58L250 59V57L248 56ZM254 58H256V60H255V64H254V66H251V67H247V68H249V69H246V70H248V72H246V73H248V75H249V77L251 78H253L255 81H262V82H264V57L262 58H260V56L258 57V56H256V57H254ZM253 58V59H254ZM81 59H85V63H84V72H83V70L81 71V70H79V71H81V72H83V75H82V77H81V79H78L76 76H75V73L73 74V71H74V69L78 66V64L80 63V61H81ZM139 59V58H138ZM189 59V58H188ZM192 59V58H191ZM249 59H247V60H249ZM23 61H24V58L22 59ZM49 60H50V62H49ZM105 60V59H104ZM103 60V61H104ZM140 60V59H139ZM180 60L178 61V59L176 60V61H178V62H180ZM187 60V59H186ZM198 60V59H197ZM209 60V65L206 63V61H208ZM221 60V59H220ZM220 60H219V62H220ZM228 59H226V61H227ZM231 60H232V58H231ZM6 61H7V56H6ZM5 61V62H6ZM28 61V60H27ZM192 61V60H191ZM193 61H195V60H193ZM200 61H201V59H200ZM253 61V60H252ZM2 62H3V60H2ZM25 62V61H24ZM29 62V61H28ZM32 62V61H31ZM83 62V61H82ZM81 62V63H82ZM178 62H176V63H178ZM188 62H189V60H188ZM196 62V61H195ZM194 62V63H195ZM211 62V63H210ZM229 62V61H228ZM227 62V63H228ZM245 61H243V63H244ZM4 63V62H3ZM7 63V62H6ZM33 63V62H32ZM137 63V62H136ZM142 63V62H141ZM140 63V64H141ZM187 63V62H186ZM196 63H199L198 61L196 62ZM213 63V64H212ZM226 63V64H227ZM239 63H242V62H239ZM250 63L251 64H253L252 62H251V60H250ZM5 64V63H4ZM25 64H26V62H25ZM98 64V63H97ZM104 64V63H103ZM107 64V63H106ZM146 64V65H145ZM190 64V63H189ZM192 64V63H191ZM202 64H204V63H201V71H203L202 70V66H204V65H202ZM219 65V67H220V65L222 64V62H221V64L219 63L218 64V62L217 63H215V66H217V65ZM230 64V63H229ZM247 64H249V63H247ZM1 65H3V64H1ZM10 65V64H9ZM31 65V64H30ZM100 65V64H99ZM99 65H97V66H99ZM137 65V64H136ZM135 65V66H136ZM145 65V66H144ZM182 65H184V63L182 64ZM195 65H197V64H195ZM194 65V66H195ZM228 65V64H227ZM231 65V64H230ZM5 66V65H4ZM15 66H16V64H15ZM29 66V65H28ZM32 66V65H31ZM36 66V65H35ZM198 66H200V65H198ZM242 66V68L244 67L243 65H241ZM14 66L12 65V68H13ZM22 67V66H21ZM25 67H27V66H25ZM37 67V66H36ZM100 67V66H99ZM137 67V66H136ZM187 67V66H186ZM192 67V66H191ZM205 67V66H204ZM234 67V66H233ZM237 67H240V66H237ZM16 68V67H15ZM20 68V67H19ZM19 68H17V70L19 69ZM59 68H61V70H58ZM62 68H64L63 70H62ZM190 68V67H189ZM195 68V67H194ZM197 69H200V68H198V67H196ZM206 68V67H205ZM1 69V68H0ZM11 69V68H10ZM32 69H33V67H32ZM34 69H35V67H34ZM190 69H193V67L192 68H190ZM208 69H210V68H208ZM218 69V68H217ZM240 69V68H239ZM2 70V69H1ZM0 70V74L2 73V71ZM20 71L22 70L21 68L19 69ZM18 70V71H19ZM36 70V69H35ZM186 70V69H185ZM225 70V69H224ZM27 71V70H26ZM193 71V70H192ZM196 71V70H195ZM35 72V71H34ZM75 72V71H74ZM167 72V71H166ZM179 72H177L178 73V75H179ZM190 72V71H189ZM198 72V71H197ZM206 72H209L211 75H215L216 73H218V74H216L217 75V77H218V75H219V71H217L216 70V67L214 68L213 67V69H210L209 71H206ZM15 73V72H14ZM19 73V72H18ZM38 73H41V72H38ZM77 73H78V71H77ZM76 73V74H77ZM100 73V72H99ZM176 73V72H175ZM196 73V72H195ZM205 73V72H204ZM209 73H205L206 75L207 74H209ZM242 73V72H241ZM4 74V73H3ZM12 74V73H11ZM10 74V75H11ZM25 74H27V73H25ZM32 74H33V72H32ZM79 74V73H78ZM81 74V73H80ZM170 74V73H169ZM174 74V73H173ZM2 75V74H1ZM17 75V74H16ZM15 75V76H16ZM19 75H21V74H19ZM30 75V74H29ZM36 75V74H35ZM39 74H37V76H38ZM97 74H95L94 76H96ZM177 75V76H178ZM184 75H186V72H185V74ZM183 75V76H184ZM5 76V75H4ZM4 76H3V79H4ZM14 76V75H13ZM22 76V75H21ZM36 76V77H37ZM79 76H81V75H79ZM169 76V75H168ZM188 76V75H187ZM202 76H204V75H202ZM201 76V77H202ZM244 76V75H243ZM40 77H42V76H40ZM97 77V76H96ZM171 77V76H170ZM182 77V76H181ZM181 77L180 78H178V80L179 79H181ZM195 77H197V76H195ZM199 77V76H198ZM231 78H232V76H230ZM0 78H1V80H3L2 79V77L0 76ZM44 78V77H43ZM80 78V77H79ZM95 78V77H94ZM100 78V77H99ZM188 78V77H187ZM206 78V77H205ZM213 78V77H212ZM248 78V77H247ZM37 79V78H36ZM35 79V80H36ZM168 79H170V78H168ZM183 79V78H182ZM196 79V78H195ZM215 80H214V83L212 84V85H214L215 86V84L217 83V82H215L216 81V79H218V78H214ZM0 80V81H1ZM99 80V79H98ZM164 80V81H163ZM172 80V79H171ZM201 80V79H200ZM205 80V79H204ZM9 81V83H10V80H8ZM12 81V80H11ZM18 81V80H17ZM37 81H38V79H37ZM42 81V79H40V83H42L41 82ZM172 81H174V80H172ZM194 81V80H193ZM192 81V82H193ZM206 81V80H205ZM210 81H212L213 82V80H210ZM231 81V80H230ZM250 81H253L252 79L250 80ZM3 81H1V83H2ZM5 82H6V80H5ZM4 82V83H5ZM29 82V81H28ZM86 82V81H85ZM95 82V81H94ZM183 82H185V86H186V82H188L187 81V79L185 78V76H184V80H183ZM190 82V81H189ZM8 82H7V84H9ZM12 83H15V82H11V85H12ZM24 83H26V82H23V84ZM30 83V82H29ZM28 83V84H29ZM34 83V82H33ZM32 83V84H33ZM39 83V82H38ZM39 83V84H40ZM90 83V82H89ZM160 83L162 84V83H165V85H163V88H164V86H165V88H164V90H165V97H164V99H160V97L158 96V92L160 91ZM176 83V84H177ZM201 83V82H200ZM199 82H198V84H200ZM204 83H206V82H204ZM229 83V82H228ZM3 84V83H2ZM16 84V83H15ZM15 84H13V86H17V84L15 85ZM19 85H20V83H18ZM31 84V85H32ZM36 84V83H35ZM84 84H86V83H84ZM91 84V83H90ZM96 84V85H97ZM195 84V82L193 83V85ZM196 84H197V82H196ZM207 85L209 84V82L207 81V83H206ZM205 84V85H206ZM252 84V83H251ZM4 85V84H3ZM2 85V86H3ZM10 85V86H11ZM21 85H22V83H21ZM31 85H29V86H31ZM37 85L38 84H36V87H37ZM79 85V84H78ZM92 85V84H91ZM175 87H174V86ZM188 85V84H187ZM201 85H202V83H201ZM204 84H203V86H202V88L203 89H206L207 87H205L204 88V86H205ZM206 85V86H207ZM210 85H211V83H210ZM238 85V84H237ZM243 85H244V83H243ZM253 85V84H252ZM5 86V85H4ZM26 87H24V85L21 87V89L22 88H24V90H26L27 89V85H25ZM42 86V85H41ZM95 86V84L93 85V87ZM178 86V85H177ZM190 86V85H189ZM188 86V87H189ZM251 86V85H250ZM18 87V86H17ZM17 87H12L13 88V90H12V88H10L12 91H16V90H14V88H17ZM20 87H19V90L18 91H20L21 89H20ZM33 87V86H32ZM35 87V86H34ZM33 87V88H34ZM35 87V88H36ZM38 87H40V86H38ZM37 87V88H38ZM75 87V86H74ZM78 87H80L81 88V86H78ZM77 87V88H78ZM192 87V86H191ZM190 87V88H191ZM194 87H196V86H194ZM198 87H201V86H198ZM208 87H209V85H208ZM235 87H236V85H235ZM255 87V86H254ZM0 88H3V87H1V84H0ZM9 88V87H8ZM8 88H5L7 91H8ZM26 88V89H25ZM30 88V87H29ZM41 88V87H40ZM83 88V87H82ZM81 88V89H82ZM86 88V87H85ZM95 88H97V87H95ZM161 88H162V85H161ZM193 88V87H192ZM191 88V89H192ZM211 88L213 89V91H215V89L211 86ZM215 88H216V86H215ZM252 89H253V86L251 87ZM5 89H3V90H5ZM67 89V88H66ZM65 89V90H66ZM157 89H159V90H157ZM208 89V88H207ZM211 89V90H212ZM251 89V90H252ZM262 89H264L263 87H262ZM23 90V89H22ZM28 90V89H27ZM34 90V89H33ZM69 90V89H68ZM88 90V89H87ZM91 90H93V88H91L89 91H91ZM158 92H157V91ZM197 90V89H196ZM30 92L32 91V89L30 88V90H29ZM63 91V92H62ZM83 90H81V91H79V89H78V92H82ZM100 91V92H101ZM194 91V90H193ZM213 91H211V93L213 92ZM229 91V90H228ZM195 92V91H194ZM193 92V93H194ZM203 92V91H202ZM231 92H233L232 91V89H231ZM238 93H239V91H237ZM254 92V91H253ZM257 92V91H256ZM255 92V93H256ZM258 92H260V91H258ZM257 92V93H258ZM16 93V92H15ZM76 93H77V91H76ZM192 93V92H191ZM195 93H198V92H195ZM214 93V92H213ZM228 93V92H227ZM227 93H226V95H227ZM230 93V92H229ZM233 93H235V91L233 92ZM243 93H246L247 95H248V91H246V92H243ZM242 93V94H243ZM251 93H252V91H251ZM256 93V94H257ZM261 93V92H260ZM263 93V92H262ZM83 94L84 93H82V95L80 96L81 97V100H82V96H83ZM101 94V93H100ZM161 94V93H160ZM188 94V93H187ZM214 94H216V92L214 93ZM241 94V93H240ZM46 95V94H45ZM77 95H79L78 93H77ZM77 95H76V97H77ZM207 95H209V93H207ZM211 95V94H210ZM213 95V94H212ZM212 95L211 96H209V99L212 97ZM230 95V94H229ZM262 95V94H261ZM46 96H48V94L46 95ZM48 96V97H49ZM87 96V95H86ZM187 96V95H186ZM188 96H190V94L188 95ZM195 96V95H194ZM193 96V94H192V97H194ZM198 96V95H197ZM203 96V95H202ZM214 96V95H213ZM228 96V95H227ZM227 96H226V98H227ZM232 96V95H231ZM230 96V97H231ZM256 96V95H255ZM260 96V95H259ZM263 99L262 100H260L261 102H259V103H261V107H259L258 106V109L260 110V111H262L263 113H264V93H263ZM261 96V97H262ZM79 97V96H78ZM77 97V98H78ZM84 97V96H83ZM112 97V99L113 98H115L116 100H117V103L119 104V106H118V108H117V110H115V112L113 111V110H111L110 109V111L108 110V109H105V106L107 105L106 104V102H107V99H109V98H111ZM192 97H190L191 99H192V101H193V98ZM199 98L201 97V95L200 96H198ZM248 97H251V96H249L248 95ZM261 97H259V98H261ZM85 98V101H87L86 100V97H84ZM195 98H196V96H195ZM202 98V97H201ZM232 98V97H231ZM236 98H238V97H236ZM243 98H244V96H243ZM254 98V97H253ZM253 98H249V99H251V100H253ZM19 99H20V96H19ZM25 102L27 101V100H30L29 98L28 99H26V97L25 98H22ZM196 99H198V98H196ZM209 99H208V101H209ZM213 99V98H212ZM228 99V98H227ZM226 99V101H228ZM239 99V98H238ZM244 99H248V98H244ZM249 99L247 100V102L249 101ZM258 99V98H257ZM23 100H22V102H23ZM35 99H33V101L32 102H35V103H37L36 102V100L34 101ZM38 100V99H37ZM40 100V99H39ZM43 99L41 98V101H39V102H42L41 104H43V106L41 107H39V109H41V108H48L49 106H50V102H47L45 99H44V102L42 101ZM76 101H77V99H75ZM74 100V101H75ZM80 100V101H81ZM84 100V99H83ZM114 100V99H113ZM195 100V99H194ZM202 100H204V101H206L205 100V97H203V99ZM241 100H243V99H241ZM14 101H15V99H14ZM73 101V102H74ZM109 101H111V99H109L108 100V103H111V102H109ZM197 101V100H196ZM195 101V102H196ZM199 101H201V100H198V102ZM211 101V100H210ZM222 101V100H221ZM230 101V100H229ZM228 101V102H229ZM22 102H21V105H22ZM49 104V106L48 107H46V105H47V103ZM60 102V103H61ZM94 102V103H95ZM250 102V101H249ZM252 103H253V101H251ZM27 103H29L28 101H27ZM113 103V102H112ZM197 103V102H196ZM196 103H195V105H196ZM199 103H201V102H199ZM227 103V102H226ZM241 103V102H240ZM244 102H242L241 104H243ZM246 103V102H245ZM20 104V103H19ZM30 104V103H29ZM34 104V103H33ZM67 104H66V106H67ZM75 104V103H74ZM190 104H194V103H190ZM208 104H210L209 102H208ZM240 104V105H241ZM26 105V104H25ZM64 105V104H63ZM78 105V104H77ZM200 106L202 105V104H199ZM244 105H246V104H244ZM23 106H24V104H23ZM74 106V105H73ZM86 106H85V108H86ZM113 106H115L114 104H113ZM203 106L204 105H202V108H203ZM209 106V105H208ZM212 106V105H211ZM229 106V105H228ZM243 105H241V107H242ZM254 104L253 105H251V106H249L246 110H250V108H254ZM68 107H69V105H68ZM76 107H78V106H76ZM110 107V106H109ZM191 107V109H196V108H198V106H194V107H196V108H194L193 106H190ZM190 107H189V109H190ZM213 107V106H212ZM211 107V108H212ZM246 107V106H245ZM244 107V108H245ZM257 107V106H256ZM72 108H74V107H72ZM81 108H82V105H81ZM80 108V109H81ZM113 109H114V107H112ZM210 108V107H209ZM39 109H38V111H39ZM49 111L51 112V113H53L52 111H54V110H52V108H50L49 107ZM60 109V108H59ZM68 109V108H67ZM76 109V108H75ZM75 109H74V111H75ZM93 109V110H92ZM116 109V108H115ZM228 109V108H227ZM240 109V108H239ZM78 110V109H77ZM200 110V109H199ZM202 110H205V107L202 109ZM210 110H212V109H209V111H208V107H207V112H210ZM213 110H214V108H213ZM258 110V112H260ZM45 111H47V112H49L48 111V109H45ZM63 111H65V110H63ZM80 111V110H79ZM78 111V112H79ZM186 111V110H185ZM184 111V112H185ZM191 111V110H190ZM201 111V110H200ZM220 111V110H219ZM241 111H242V109H241ZM244 111V110H243ZM40 112H44V110H40ZM47 112H45V114L47 113ZM62 112V111H61ZM67 112V111H66ZM187 112V111H186ZM193 112V111H192ZM192 112L190 113V115H193L192 114ZM195 112V111H194ZM197 112V111H196ZM206 111L204 112V113H207ZM212 112V111H211ZM216 112V111H215ZM237 112H239V111H237ZM250 112V111H249ZM57 113H59V112H57ZM70 113V112H69ZM73 113H75V112H73ZM73 113H72V115H73ZM77 113V112H76ZM198 113V112H197ZM203 112H202V115L204 114ZM38 114H39V112H38ZM37 114V115H38ZM43 113H40L39 114V116H41ZM48 114V113H47ZM46 114V115H47ZM54 114V113H53ZM67 114V113H66ZM195 114V113H194ZM209 114V113H208ZM228 114H230V113H228ZM36 115V117H39V116H37ZM69 115V114H68ZM76 115V114H75ZM189 115V116H190ZM196 115V114H195ZM218 115H220V114H218ZM222 115V114H221ZM220 115V116H221ZM43 116H44V114H43ZM49 116H50V113H49ZM49 116H47V117H49ZM71 116V115H70ZM185 116V115H184ZM183 116V117H184ZM194 116V115H193ZM193 116H192V119L191 120H193ZM30 117V116H29ZM52 117V116H51ZM57 117V116H56ZM196 117H198L197 115H196ZM208 117V116H207ZM223 117H224V115L222 116V120H223ZM55 118V117H54ZM58 118V117H57ZM63 118V117H62ZM64 118H66V117H64ZM63 118V119H64ZM195 118V117H194ZM200 118V117H199ZM202 118V117H201ZM232 118V117H231ZM26 119V118H25ZM36 119H38L39 120V118H36ZM42 119V118H41ZM44 119V118H43ZM48 119V118H47ZM46 119V120H47ZM59 119H60V117H59ZM178 119V118H177ZM183 119V118H182ZM220 119V118H219ZM233 119V118H232ZM22 120H23V118H22ZM28 120V119H27ZM190 120V119H189ZM205 120H207V119H205ZM221 120V121H222ZM227 120V119H226ZM226 120H225V122H226ZM230 120V119H229ZM228 120V121H229ZM26 121V120H25ZM24 121V122H25ZM216 121V120H215ZM20 122H21V120H20ZM23 122V123H24ZM34 124H35V122L34 121H32ZM31 122V123H32ZM38 123H36L37 125H38V129H36V127L34 128V130L36 129V130H39V123L41 122V121H37ZM150 122V121H149ZM205 122V121H204ZM204 122H203V124H204ZM28 123V122H27ZM32 123V124H33ZM42 124H43V122H41ZM146 123H147V121H146ZM154 123V122H153ZM174 123H175V120H174ZM206 123H207V121H206ZM205 123V124H206ZM214 125H217L216 123H214V122H212ZM211 123V124H212ZM218 123V122H217ZM224 123V122H223ZM231 123V122H230ZM25 124V123H24ZM32 124L30 125V126H32ZM33 124V125H34ZM204 124V125H205ZM207 124H209L210 125V121H209V123H207ZM212 124V125H213ZM48 125V124H47ZM203 125V126H204ZM219 125V124H218ZM259 125H260V127H261V129H262V133H261V135H260V137H261V140L259 141V142H257V143H251V142H246L245 144H241V149L243 148V147H245L246 148V151L247 152H252V150L255 148V147H262V149L264 150V114L262 115V117H261V119L259 120ZM23 126V125H22ZM29 126V128H30V130H28V133H30L29 131H32L31 130V127ZM150 126V125H149ZM201 126H202V124H201ZM41 127H42V125H41ZM44 127V126H43ZM47 127V126H46ZM165 127V126H164ZM189 127V126H188ZM207 127H208V125H207ZM216 127V126H215ZM219 127H220V125H219ZM256 127V126H255ZM24 128V127H23ZM29 128H27V129H29ZM144 128V127H143ZM149 128H151V127H149ZM155 128H157V127H155ZM233 128V127H232ZM161 129H163V127L161 128ZM206 129V128H205ZM215 129H217V128H215ZM219 129V128H218ZM234 129V128H233ZM5 130V129H4ZM40 130H42V129H40ZM39 130V131H40ZM46 130V129H45ZM73 130H76V131H78V133H73ZM220 130H221V128H220ZM222 130H223V128H222ZM221 130V131H222ZM7 131V130H6ZM182 131V130H181ZM189 131H194L193 129H191V130H189ZM196 131V130H195ZM194 131V132H195ZM208 132L210 131V129L209 130H207ZM216 132H217V130H215ZM235 131H237V130H235ZM4 132V131H3ZM17 133H19L18 132V130L16 131ZM24 132H25V130H24ZM193 132V133H194ZM197 132V131H196ZM195 132V133H196ZM33 133H34V131H33ZM44 133V132H43ZM60 133H63L64 134V139H65V141H66V146H68V147H71L74 143H76V141H77V138H79V137H87L88 138V141L87 140H85V141H87V143H88V147H85V149H82V147L80 146V148L82 149L81 151H79V152H74V154H73V156H71V161H70V163L68 164V162L66 163V164H68V166L66 167L63 163V165H64V169H61L60 171H56V172H53V171H50L49 172V170L47 169V166L48 165H52V164H54V163H56V161H58V159L59 158H57L56 156H58V157H61V155H60V152H59V154H57L55 157H52V156H50V154H49V151H50V146H51V143L52 142H54V141H56V138H57V136L60 134ZM161 133V132H160ZM166 133V132H165ZM219 133H220V131H219ZM222 133H223V131H222ZM39 134H40V132H39ZM177 134V133H176ZM185 134V133H184ZM214 134V133H213ZM16 135V134H15ZM14 135V136H15ZM28 135V134H27ZM45 135V134H44ZM44 135H42V137L44 136ZM156 135V134H155ZM161 135V134H160ZM164 135V134H163ZM171 135V134H170ZM183 135V134H182ZM188 136L187 137H189V135H192V137H193V134H187ZM221 135H225V134H221ZM1 136V135H0ZM17 136V135H16ZM19 136H21V137H23L22 135H19ZM29 136H30V134H29ZM145 136V135H144ZM158 136V135H157ZM186 136V135H185ZM200 136V135H199ZM198 136V137H199ZM215 136V135H214ZM217 136H219V135H217ZM2 137V136H1ZM13 137V136H12ZM18 137V136H17ZM31 137H33V136H31ZM41 137V136H40ZM41 137V138H42ZM156 137V136H155ZM166 137V136H165ZM167 137H168V134H167ZM183 136H181V138H182ZM191 137V138H192ZM196 136H194V138H195ZM197 137V138H198ZM201 137V136H200ZM199 137V139H202V137L200 138ZM14 138V137H13ZM40 138V139H41ZM44 138V137H43ZM9 139H11V138H9ZM19 139V138H18ZM17 139V140H18ZM33 139H34V137H33ZM102 139V138H101ZM105 139V138H104ZM185 139V138H184ZM210 139H211V136H210ZM214 139V138H213ZM212 139V140H213ZM3 140H4V138H3ZM6 140V139H5ZM15 140V139H14ZM19 140H22V139H19ZM106 140V139H105ZM104 140V141H105ZM7 141V140H6ZM30 141V140H29ZM35 141V140H34ZM160 141H162L163 142V140L161 139ZM184 142H185V140H183ZM199 141V140H198ZM202 141V140H201ZM210 141V140H209ZM224 141V140H223ZM9 142H11V141H9ZM40 142V141H39ZM39 142H37L36 141V143H39ZM103 142V141H102ZM167 142V141H166ZM208 142V141H207ZM213 143H215V145H217V143L215 142V141H212ZM18 143V142H17ZM20 143H23L22 141H20ZM82 143V142H81ZM164 143V142H163ZM178 143V142H177ZM180 143V142H179ZM199 143H200V141H199ZM204 143V142H203ZM210 143H211V141H210ZM210 143H208L210 146L211 145H213L212 143L210 144ZM4 144H5V141H4ZM24 144V143H23ZM26 144H27V142H26ZM84 144V146H86L85 145V142L83 143ZM161 144V143H160ZM186 144V143H185ZM196 144V143H195ZM198 144V143H197ZM10 145V144H9ZM25 145V144H24ZM62 145V144H61ZM175 145V144H174ZM173 145V146H174ZM183 145V144H182ZM186 145H188V144H186ZM209 145L207 146V145H205V147L207 146V147H209ZM256 145H258V146H256ZM8 146V145H7ZM18 147H19V145H17ZM33 146H35V145H33ZM66 146H65V148H66ZM84 146H83V148H84ZM165 146V145H164ZM172 146V147H173ZM179 145H177V148H179L178 147ZM195 146V145H194ZM197 146V145H196ZM202 146H203V144H202ZM219 146H220V144H219ZM222 146V145H221ZM5 147V146H4ZM36 147V146H35ZM34 147V148H35ZM107 147V146H106ZM147 147V146H146ZM150 147V146H149ZM172 147H171V149H172ZM181 147H183V146H181ZM213 147H216V148H218L217 146H213ZM64 148V149H65ZM87 148V149H86ZM176 148V149H177ZM186 148V147H185ZM184 148V149H185ZM189 149H190V153H191V148H193L192 147V145H191V148H190V144H189V147H188ZM215 148V149H216ZM8 149V148H7ZM10 149H11V147H10ZM21 149V148H20ZM25 149V148H24ZM69 149V148H68ZM157 149H159V148H157ZM194 149V148H193ZM209 149V148H208ZM9 150V149H8ZM13 150H14V148H13ZM25 150H27V149H25ZM165 150H167V149H165ZM197 150V149H196ZM212 150V149H211ZM235 150V149H234ZM3 151V150H2ZM2 151L0 152V153H2ZM17 151V150H16ZM73 151H74V148H73ZM180 151V150H179ZM184 151V150H183ZM187 151V150H186ZM185 151V152H186ZM204 151H206V150H204ZM203 151V152H204ZM208 151V150H207ZM230 151H231V149H230ZM8 152V151H7ZM18 152V151H17ZM24 151H22L20 154H22ZM72 152V151H71ZM176 152H177V150H176ZM188 152V151H187ZM234 152V151H233ZM11 153V152H10ZM68 153V152H67ZM105 153V152H104ZM167 153H169V152H167ZM178 153V152H177ZM176 153V154H177ZM179 153H181V152H179ZM184 153V152H183ZM189 153V154H190ZM207 153V152H206ZM209 153H211V152H209ZM215 153H216V150H215ZM214 153V154H215ZM15 154V155H16ZM69 154H70V152H69ZM111 154V153H110ZM117 155V157H116V155ZM172 154V156H173V153H171ZM171 154L169 155V156H171ZM212 154V153H211ZM236 154V153H235ZM4 155V154H3ZM2 155V156H3ZM71 155V154H70ZM108 155H109V152H108ZM107 155V156H108ZM165 155V154H164ZM179 155V154H178ZM178 155H176V156H178ZM186 155V154H185ZM202 156H203V154H201ZM207 155V154H206ZM209 155V154H208ZM207 155V156H208ZM213 155V154H212ZM8 156V155H7ZM12 156V155H11ZM14 156V155H13ZM17 156V157H18ZM189 156V155H188ZM200 156V155H199ZM201 156V157H202ZM227 156H228V154H227ZM16 157V158H17ZM105 157V156H104ZM162 157V156H161ZM201 157H199V158H201ZM204 157V156H203ZM211 157V156H210ZM243 157V156H242ZM246 157V156H245ZM261 157V161L259 160V162H261V163H264V152H263V154H262V156H260ZM15 158V159H16ZM174 158V157H173ZM199 158H196V161H197V159L200 161H198V163H199V165H200V167L199 168H201V161H202V163L203 162H205V160L203 161V160H201V159H203V158H201V159H199ZM244 158V157H243ZM0 159H2V158H0ZM3 159H4V157H3ZM2 159V160H3ZM65 159V158H64ZM69 159V158H68ZM102 159V158H101ZM154 159V158H153ZM163 159V158H162ZM176 159V158H175ZM184 159H186V158H184ZM187 159H189V157L187 158ZM191 157H190V160H188V161H191ZM225 160H226V158H224ZM6 160V159H5ZM8 160V159H7ZM63 160V159H62ZM66 160V159H65ZM64 160V161H65ZM70 160V159H69ZM177 160V159H176ZM182 160V159H181ZM193 160H195V159H193ZM209 160H211L210 158H209ZM240 160V159H239ZM245 160H248V159H245ZM244 159H243V162L245 161ZM4 161V160H3ZM8 161H10V160H8ZM163 161H165L166 162V160H163ZM168 161V160H167ZM187 161V160H186ZM185 161V162H186ZM187 161V162H188ZM224 161V160H223ZM222 161V162H223ZM63 162V161H62ZM66 162V161H65ZM109 162V161H108ZM110 162V163H111ZM176 162V161H175ZM181 162H183V161H180V163ZM192 162V161H191ZM191 162H189L188 164H191ZM194 162V161H193ZM193 162H192V164H193ZM206 162L208 163L209 161L208 160H206ZM184 163V162H183ZM198 163H196V164H191V166H193L192 168H194V167H198L199 165H197ZM207 163H203V164H207ZM226 163H227V161H226ZM163 164H166V163H163ZM170 164V163H169ZM169 164H166V165H169ZM176 164H179V162H178V160H177V163ZM238 164H240V163H238ZM26 165V166H25ZM111 165V164H110ZM166 165H164V166H166ZM182 165V164H181ZM195 165V166H194ZM197 165V166H196ZM223 165H224V163H223ZM241 165V164H240ZM242 165H243V163H242ZM241 165V166H242ZM23 166H25V167H23ZM163 166V167H164ZM169 166H171V165H169ZM179 167H180V165H178ZM186 166V165H185ZM205 166H208V165H202V167H204V169H208V168H205ZM229 166V165H228ZM173 167V166H172ZM221 167V166H220ZM227 167V166H226ZM240 167V166H239ZM239 167H238V169H239ZM245 167L246 168H248V166H244V168H243V170L245 169ZM3 168V167H2ZM24 168V169H23ZM62 168V167H61ZM155 168H157V167H155ZM165 168V167H164ZM169 168V167H168ZM191 168V167H190ZM190 168H188L187 169V171L189 172L190 171ZM199 168H197L198 169V171H200V169ZM224 168H225V166H224ZM236 169H237V167H235ZM258 168V167H257ZM4 169V168H3ZM56 169V168H55ZM147 169V168H146ZM169 169H172L171 167L169 168ZM168 169V171L171 173V171ZM203 169V168H202ZM228 169H230V168H228ZM228 169H227V171H228ZM237 169V170H238ZM260 169V171L263 169V167L262 168H258V170ZM59 170V169H58ZM162 170V169H161ZM164 170V169H163ZM167 170V169H166ZM165 170V171H166ZM180 171H182L183 172V170H181V169H179ZM179 170H177L178 172H179ZM184 170H186V169H184ZM220 170H221V168H220ZM243 170L241 171V170H239V172L241 173H243ZM149 171V170H148ZM165 171H163V172H165ZM174 171H175V169H174ZM191 171H195V170H192L191 169ZM202 171V170H201ZM204 171V170H203ZM225 171V170H224ZM223 171V172H224ZM249 171V170H248ZM120 172V173H121ZM154 172H155V170H154ZM157 172L159 173L160 171H158L157 170ZM162 172V171H161ZM161 172L159 173V174H161ZM176 172V171H175ZM178 172H176L177 174H178ZM187 172V173H188ZM238 172V171H237ZM263 172V171H262ZM261 172V173H262ZM21 173V172H20ZM23 173V172H22ZM25 173V172H24ZM146 173V172H145ZM148 173V172H147ZM158 173H157V175H158ZM170 173H167V174H169L170 175V177H173V175H175V173L173 174V173H171V174H173V175H171ZM199 173H201V172H199ZM239 173V174H240ZM244 173H245V171H244ZM243 173V174H244ZM251 173H253V172H251ZM257 173H259V171L257 172ZM165 175H166V173H164ZM163 174V175H164ZM179 174H181V172L179 173ZM189 174H191V172H189ZM188 174V175H189ZM197 174H198V172H197V170H196V177H198V179L200 178L199 177V175L197 176ZM203 174H206V172L205 173H203ZM225 174V173H224ZM233 174V173H232ZM246 174V173H245ZM247 174H248V172H247ZM255 174V172L253 173V175ZM264 174V173H263ZM119 175H121V174H119ZM145 176L147 175V174H144ZM153 175V174H152ZM169 175H166V176H169ZM192 175V174H191ZM195 175V174H194ZM194 175H192L193 176V178H194ZM226 175V174H225ZM224 175V176H225ZM231 175V174H230ZM233 175H235V174H233ZM232 175V176H233ZM236 175H238L237 173H236ZM252 174H251V176H253ZM147 176H150L151 177V174L150 175H147ZM176 176V175H175ZM174 176V177H175ZM179 176V175H178ZM177 176V177H178ZM183 176H184V173H183ZM187 176V175H186ZM186 176H184V178L182 177V179H185V177ZM201 176H202V174H201ZM222 175H220V177H221ZM229 176V175H228ZM227 176V177H228ZM231 176V177H232ZM250 176V175H249ZM250 176V177H251ZM257 176H259V175H257ZM256 176V177H257ZM129 177V176H128ZM177 177H176V179H177ZM188 177H191V176H188ZM223 177V176H222ZM221 177V178H222ZM226 177V178H227ZM230 177V176H229ZM228 177V178H229ZM241 177V176H240ZM118 178V177H117ZM119 178H120V176H119ZM122 178V177H121ZM120 178V179H121ZM139 178H141V177H139ZM152 178H153V176H152ZM165 178V177H164ZM220 178V179H221ZM225 178V177H224ZM232 178H234V177H232ZM238 178H239V175H238ZM242 178H244L242 181H243V183L244 184H249L250 185V183L252 182V181H254V180H252L250 183H249V181L252 179V178H254V177H252V178H249L247 175H242ZM260 178V177H259ZM155 179V178H154ZM195 179H197V178H195ZM197 179V180H198ZM200 179H203L202 177L200 178ZM257 179V178H256ZM228 180V179H227ZM230 180H233V179H231L230 178ZM229 180V181H230ZM240 180V183H241V178L239 179ZM115 181V180H114ZM125 181V180H124ZM132 181V180H131ZM156 182L158 181V180H155ZM190 181V180H189ZM193 181V180H192ZM201 180H198L196 183H199ZM222 182L224 181V180H221ZM233 181H235V179L233 180ZM116 182V181H115ZM159 182V181H158ZM158 182H157V185H158ZM184 182V181H183ZM202 182V181H201ZM117 183V185H119V184H121L120 183V181L119 182H116ZM119 183V184H118ZM152 183V182H151ZM155 183V182H154ZM172 183V182H171ZM174 183H176V182H174ZM174 183H173V185H174ZM181 183V182H180ZM185 184L187 183V182H184ZM215 183H221V182H215ZM235 183V182H234ZM233 183V184H234ZM237 183V182H236ZM239 183V182H238ZM240 183L238 184L239 186H240ZM243 183H242V185H243ZM253 183V182H252ZM256 183V182H255ZM129 184V183H128ZM177 184V183H176ZM185 184H184V187H185ZM194 184H195V182H194ZM193 184V185H194ZM230 184H231V181H230ZM16 185V184H15ZM153 185V184H152ZM155 185H156V183H155ZM156 185V186H157ZM187 185V184H186ZM188 185H190L191 187L193 186L191 183L190 184H188ZM200 185H201V183H200ZM200 185L198 184V186H196V188H198V187H200ZM218 185V184H217ZM220 185V184H219ZM227 184H225V188L227 187L226 186ZM237 185V184H236ZM126 186V185H125ZM167 186H168V184H167ZM171 186V185H170ZM177 186H179V185H177ZM177 186H176V188H177ZM190 186H189V190H190ZM195 186V185H194ZM132 187V186H131ZM147 187V186H146ZM152 187H155V186H152ZM159 187V186H158ZM157 187V188H158ZM161 187H162V184H161ZM171 187H173V186H171ZM175 187V186H174ZM173 187V188H174ZM183 187V186H182ZM201 187H202V185H201ZM213 187V186H212ZM215 188H216V186H214ZM212 188V189H214V191H216V189L215 188ZM220 187V186H219ZM224 187H223V189H224ZM245 187V186H244ZM148 188H150V187H148ZM156 188V189H157ZM166 187H162V190L163 189H165ZM176 188H174L175 189V191H177L176 190ZM186 188V187H185ZM218 188V187H217ZM222 187H220V189H221ZM239 188H241V187H239ZM238 188V189H239ZM129 189V188H128ZM144 189V188H143ZM146 189V188H145ZM154 189V188H153ZM168 189V188H167ZM166 189V190H167ZM177 189H181L180 187L179 188H177ZM194 188H192V190H193ZM237 189V188H236ZM158 190H160V189H158ZM169 190V192H170V190H172V189H168ZM167 190V191H168ZM184 190V189H183ZM186 190V191H185ZM184 191H185V193L186 192H188L187 191V189H185ZM222 190V189H221ZM241 190V189H240ZM126 191H127V189H126ZM151 191V190H150ZM153 191V190H152ZM157 191V190H156ZM165 190H163V193H165L164 192ZM167 191H166V193H167ZM174 191V192H175ZM194 192L193 193H196V194H198L197 192H195V190H193ZM197 191H199V190H197ZM230 191V190H229ZM228 191V192H229ZM235 191V190H234ZM247 191V192H246ZM131 192V191H130ZM145 192H146V190H145ZM154 192V191H153ZM217 192V191H216ZM222 192V191H221ZM221 192H219L221 195H223ZM243 192H246L248 195H250V196H252V197H254V196H260L261 197V201L260 202H258V200L256 199V198H252L251 197V199H256L255 201L257 202V203H260V207H258L257 208V206L256 207H254V206H252L253 208H257V209H255V211L252 209H250L249 211H242L240 214H238V215H236L235 216V223L237 224L236 226H234V224H232L233 225V227L231 226V228H230V230H229V233H227V236L225 237V238H227L228 240V264H264V184H262V182L260 183L259 182V184H257L256 186H253V184L252 185H250L249 187H247V189L245 190V191H243ZM117 193V192H116ZM115 193V194H116ZM122 193V192H121ZM121 193H119L120 195H121V197L122 196H124V194H121ZM147 193H148V191H147ZM159 193H161V192H159ZM163 193H162V195H163ZM165 193V194H166ZM177 193H178V191H177ZM184 193V192H183ZM184 193V194H185ZM215 193V192H214ZM218 193V192H217ZM242 193V192H241ZM240 193V194H241ZM245 193V196H248L247 194ZM56 194H60L61 195V197H56ZM119 194H117L118 196H119ZM148 194H150V193H148ZM152 194V193H151ZM172 194H174L173 192H172ZM175 194H176V192H175ZM179 194H182V193H179ZM179 194H178V196H179ZM188 194V193H187ZM186 194V195H187ZM189 194H191V193H189ZM226 194H227V192H226ZM231 194H233V193H231ZM238 195H240L239 193H237ZM131 195V194H130ZM160 195V194H159ZM177 195V194H176ZM191 195H193V194H191ZM201 195V194H200ZM216 195V194H215ZM7 196V195H6ZM156 196H158V195H156ZM172 196H174V195H172ZM171 196V197H172ZM188 196V195H187ZM197 197L199 196V195H196ZM225 196V195H224ZM234 196V195H233ZM250 196H248V197H250ZM124 197H126V195L124 196ZM128 197H130V196H128ZM150 197H151V195H150ZM167 197V196H166ZM168 197H170V196H168ZM175 197V196H174ZM181 197V196H180ZM180 197H178V198H180ZM186 197V196H185ZM229 197H230V195H229ZM240 197H241V199H239L238 197V199L237 200H242V201H245V200H243L242 199V197H244V194H243V196H241L240 195ZM25 198H23L24 200H26ZM65 198H66V195H65ZM64 198V199H65ZM116 198V197H115ZM141 198H143V197H141ZM154 198H155V196H154ZM177 198V197H176ZM177 198V199H178ZM184 198V197H183ZM191 198H192V196H191ZM191 198H190V200H191ZM231 198V197H230ZM118 199V198H117ZM146 199V198H145ZM173 198H171V200H172ZM196 199V198H195ZM218 199H219V196H218ZM221 199V198H220ZM219 199V200H220ZM223 199V198H222ZM228 199V198H227ZM231 199H233V198H231ZM245 199H246V197H245ZM249 199V198H248ZM8 200V199H7ZM66 200V199H65ZM69 200V199H68ZM67 200V201H68ZM162 200H164V198H162ZM170 200V201H171ZM179 200H181V198L179 199ZM186 200V199H185ZM192 200H194V199H192ZM196 200H199V198L198 199H196ZM1 201V200H0ZM9 201V200H8ZM119 201H121L120 200V197H119ZM160 201H161V198H160ZM174 201H177V200H174ZM182 201H184V200H182ZM187 201H189V200H187ZM225 201H226V199H225ZM229 201H230V199H229ZM234 202L236 201L235 199L233 200ZM239 201V202H240ZM241 201V202H242ZM251 201V200H250ZM250 201H249V203H250ZM252 201H254V200H252ZM27 202V201H26ZM161 202H163V204L165 205V203H164V201H161ZM167 202H169L168 200H167ZM173 202V201H172ZM171 202V203H172ZM190 202V201H189ZM197 202V201H196ZM195 202V203H196ZM216 202V201H215ZM218 203H219V201H217ZM221 202V201H220ZM232 202V201H231ZM234 202H232V204L234 203ZM238 201H236V203H237ZM240 202V203H241ZM9 203H10V201H9ZM66 203V202H65ZM177 203V202H176ZM187 202H185V204H186ZM218 203H217V205H218ZM67 204H68V202H67ZM123 204H124V207H125V205H129V204H127V201H126V199H124L123 200ZM141 204V203H140ZM167 204H169V207L168 208H171L170 207V202L169 203H167ZM174 204V203H173ZM181 204H182V202H181ZM192 204H194V203H192ZM229 204V203H228ZM235 204V203H234ZM233 204V205H234ZM237 204H239V203H237ZM237 204H235V205H237ZM243 204V203H242ZM251 205H252V202L250 203ZM11 205V204H10ZM18 205H19V203H18ZM28 205V204H27ZM66 205V204H65ZM69 205H70V203H69ZM70 205V206H71ZM121 205H122V203H121ZM159 205V204H158ZM177 205H179V204H177ZM189 205V204H188ZM195 205V204H194ZM193 205V207H196V206H194ZM214 205V204H213ZM229 205H231V204H229ZM240 206H241V204H239ZM2 206V205H1ZM8 206V205H7ZM140 205L138 204V207H139ZM146 206V205H145ZM172 206V205H171ZM244 206H245V204H244ZM244 206H242V207H244ZM248 206V205H247ZM5 207V206H4ZM11 207H12V205H11ZM120 207V206H119ZM127 207V206H126ZM132 207V206H131ZM163 207V206H162ZM165 207H166V205H165ZM175 207V206H174ZM177 207H180V206H177ZM177 207H175V208H177ZM181 207H183V206H181ZM209 207H210V204H209ZM212 207V206H211ZM234 207V206H233ZM78 208H79V206H78ZM86 208H85V210H86ZM122 208H123V205H122ZM121 207H120V209H122ZM134 208H136V207H134ZM148 208V207H147ZM146 208V209H147ZM152 208V207H151ZM156 208V207H155ZM159 208V207H158ZM157 208V209H158ZM3 209V208H2ZM17 209H18V207H17ZM23 209H26V208H23ZM33 209V208H32ZM54 209V208H53ZM73 209H75V208H73ZM73 209H71V210H73ZM114 209V208H113ZM140 209V208H139ZM139 209L137 210V211H139ZM142 209V208H141ZM153 209V208H152ZM160 209H161V207H160ZM181 209V208H180ZM182 209H184V207L182 208ZM212 209V208H211ZM220 209H221V206H220ZM233 209V208H232ZM235 209V208H234ZM245 209V208H244ZM11 210V209H10ZM28 210V209H27ZM26 210V211H27ZM43 210V209H42ZM114 210H116V209H114ZM123 210V209H122ZM121 210V211H122ZM136 210V209H135ZM148 210H150L149 208H148ZM154 210V209H153ZM167 210H169V209H167ZM170 210H172V209H170ZM173 210L175 211V209L173 208ZM177 210V209H176ZM187 210V209H186ZM192 210V209H191ZM22 211V210H21ZM25 211V212H26ZM91 211V210H90ZM95 211V212H96ZM145 211V210H144ZM188 211H189V209H188ZM194 211V210H193ZM206 211H208V210H206ZM238 211V210H237ZM3 212V211H2ZM19 212V211H18ZM23 212V211H22ZM25 212H24V214H25ZM30 212V211H29ZM32 212V211H31ZM43 212V211H42ZM45 212V211H44ZM94 212V211H93ZM94 212V213H95ZM118 211L116 210V212L115 213H117ZM119 212H120V210H119ZM132 212V211H131ZM140 212V211H139ZM146 212V211H145ZM152 212V211H151ZM170 211H168V213H169ZM173 212V211H172ZM177 212V211H176ZM182 212V211H181ZM209 212V211H208ZM213 212V211H212ZM218 212V211H217ZM240 212V211H239ZM4 213V212H3ZM37 213V216L39 215V212H36ZM47 213V212H46ZM76 213V212H75ZM114 213V212H113ZM112 213V214H113ZM115 213H114V215H115ZM122 213V212H121ZM137 213V212H136ZM143 213V212H142ZM141 213V214H142ZM147 213V212H146ZM221 213H222V211H221ZM5 214V213H4ZM7 214V213H6ZM17 214V213H16ZM28 214V213H27ZM32 214H33V212H32ZM97 214H98V211H97ZM108 214H109V212H108ZM123 214H128V208H125V211H124V213ZM129 214H130V212H129ZM128 214V215H129ZM140 214V215H141ZM169 214H171V213H169ZM179 214V213H178ZM187 214V213H186ZM192 214V213H191ZM190 214V215H191ZM211 214V213H210ZM218 214H220V213H218ZM217 213H216V215H218ZM2 215L3 214H1L0 216H1V218H2ZM82 215V214H81ZM116 215H118V214H116ZM115 215V216H116ZM131 215V214H130ZM171 215H173V214H171ZM190 215H188V216H186V217H189ZM6 216V215H5ZM5 216H4V218H5ZM10 216V215H9ZM25 216V215H24ZM46 216V215H45ZM44 216V217H45ZM51 216H52V214H51ZM65 216V215H64ZM85 216H87L86 214L84 215V217ZM110 217H111V215H109ZM168 216V215H167ZM211 216V215H210ZM213 216V215H212ZM219 216V215H218ZM12 217V216H11ZM39 217H41V215L40 216H38V219H37V221H38V223H39V225H40V219H39ZM92 217V215H90L89 217H88V219H90ZM112 217H114L113 215H112ZM125 217V216H124ZM164 217V216H163ZM231 217V216H230ZM0 218V231L2 230V228H4L3 226H4V222L2 221V219ZM17 218V217H16ZM16 218L14 219V221L16 220ZM96 218V217H95ZM137 218V217H136ZM213 218V217H212ZM216 218V217H215ZM228 218V217H227ZM226 218V219H227ZM232 218H234V216L232 217ZM9 219H11V218H9ZM19 219V218H18ZM23 219V218H22ZM43 219V218H42ZM65 219V218H64ZM77 219V218H76ZM94 219V218H93ZM99 220H101L100 219V217L98 218ZM121 219V218H120ZM137 219H139V218H137ZM168 219V218H167ZM204 219V218H203ZM217 219V218H216ZM3 220H7L6 218L5 219H3ZM45 220V219H44ZM66 220V219H65ZM105 222H107L106 221V216H105ZM104 220H102V221H104ZM107 220L109 221V219H108V217H107ZM111 220V222L112 223H114L113 221H114V219H113V221H112V218L110 219ZM124 220H126V219H124ZM130 220V219H129ZM140 220V219H139ZM138 220V221H139ZM214 220V219H213ZM228 220V219H227ZM7 221H9V220H7ZM42 221V220H41ZM96 221H98V220H96ZM95 221V222H96ZM102 221H101V224H104V223H102ZM117 221V220H116ZM127 221V220H126ZM155 221H157L156 219H155ZM166 221V220H165ZM169 221V220H168ZM184 221H185V219H184ZM188 221V220H187ZM216 221H218V220H216ZM216 221H215V223H216ZM229 221V220H228ZM47 222H49V224H50V221H48L47 220ZM81 222V221H80ZM93 222V221H92ZM120 222V221H119ZM124 222V221H123ZM137 222V221H136ZM140 222V221H139ZM139 222H138V225H139ZM182 222H183V219H182ZM186 222V221H185ZM184 222V223H185ZM214 222V221H213ZM222 221H219L218 223H220L221 225H222V223H221ZM226 222V221H225ZM21 223V222H20ZM19 223V224H20ZM131 223V222H130ZM133 223V222H132ZM147 223V222H146ZM156 223V222H155ZM158 223H160L159 221H158ZM157 223V224H158ZM227 223V222H226ZM23 224V223H22ZM35 224V223H34ZM46 224V223H45ZM44 224V225H45ZM48 224V225H49ZM52 224V223H51ZM55 224V223H54ZM90 224V223H89ZM94 223H92V225H93ZM100 224V225H101ZM107 224H108V222L106 223V227H107ZM109 224H110V222H109ZM108 224V225H109ZM118 224V223H117ZM188 224V223H187ZM214 224V223H213ZM38 224H36V226H37ZM53 225V224H52ZM88 225V224H87ZM112 225H114V224H111V226ZM134 225V224H133ZM185 225V224H184ZM216 225V224H215ZM226 225V224H225ZM230 225H231V222H230ZM17 226V225H16ZM28 226V225H27ZM54 226V225H53ZM63 226V225H62ZM104 226H105V224H104ZM118 226H120V225H118ZM130 226V225H129ZM141 226V225H140ZM139 226V227H140ZM218 226V225H217ZM8 227H10V226H8ZM19 227H20V225H19ZM42 227H45V226H42ZM41 226H39V228H38V230L41 228V229H43ZM46 227H47V225H46ZM57 227V226H56ZM90 227H92V226H90ZM134 227V226H133ZM143 227H146V228H148L149 226L148 225H144ZM168 227V226H167ZM222 227V226H221ZM225 227V226H224ZM227 227H228V225H227ZM252 227H255L254 229L252 228ZM30 228V227H29ZM58 228V227H57ZM56 228V229H57ZM87 228V227H86ZM94 228H95V225H94ZM93 228V229H94ZM103 228H105V227H103ZM108 228H109V226H108ZM120 228V227H119ZM131 228V227H130ZM136 228V227H135ZM223 228V227H222ZM226 228V227H225ZM37 229V228H36ZM40 229V230H41ZM54 229V228H53ZM59 229V228H58ZM90 228H88V230H89ZM92 229V228H91ZM97 229V228H96ZM137 229H138V227H137ZM137 229H135L134 231H135V233H136V230ZM142 229V228H141ZM140 229V231H143V230H141ZM152 229V228H151ZM185 229V228H184ZM187 229V228H186ZM197 229L198 228H196V231H197ZM12 230V229H11ZM39 230V231H40ZM45 230V229H44ZM51 231L52 229H48V231ZM86 230V229H85ZM111 231H109V233H107V231H108V229L106 230V232L104 233V235L101 237V238H97V242L96 243H92V249L91 248H89V249H91L90 251H88L87 250V247L85 248L84 247V245L85 244H83L82 243V241L84 240V239H79V238H77L76 240H77V244H76V246H71V247H68L67 249H65V248H62V250L60 251V252H57V254H56V257L59 259H57V261H60L59 262V264H86L90 259H91V257L92 258H95V260H96V264H120V263H123V264H132L133 262H131V261H128V260H126V259H124V261L122 260V258L120 259V257H118V255H117V257H115L114 259L112 258V256H111V247H110V245H112L113 244V247H114V244L116 243V241L119 239H121L122 241L121 242H123L124 243V245H117V243H116V245H117V248H119V249H121L120 251H122V253L124 254L125 252H126V250H125V248L128 246V245H131L130 243H131V239L129 238V237H126V236H124V234H122L121 232H120V230L118 229V227H117V225H114L113 227H112V229H110ZM123 230V229H122ZM132 230V229H131ZM139 230V229H138ZM215 230H218V228H216ZM28 231V230H27ZM27 231H25V232H27ZM36 231V230H35ZM56 231V230H55ZM81 232H82V230H80ZM102 231H103V229H102ZM105 231V230H104ZM148 231H150L149 229H148ZM147 231V232H148ZM168 231V230H167ZM173 231H174V229H173ZM194 231H195V229H194ZM221 231V230H220ZM219 231V232H220ZM222 231H224V230H222ZM13 232V231H12ZM17 232V231H16ZM41 232V231H40ZM85 233L87 232V230L86 231H84ZM143 232H145V228H144V231ZM165 232V231H164ZM164 232H162L161 234H163ZM172 232V231H171ZM198 232V231H197ZM226 232V231H225ZM36 233V232H35ZM38 233V232H37ZM42 233V232H41ZM49 233V232H48ZM58 233H59V231H58ZM64 233V232H63ZM73 233V232H72ZM94 233V232H93ZM96 233V232H95ZM146 233V232H145ZM149 233V232H148ZM166 233V232H165ZM179 233V232H178ZM190 234H192L193 233V231H192V233L191 232H189ZM196 233V232H195ZM195 233H193V234H195ZM215 233H217L216 231H215ZM221 233V232H220ZM1 234V233H0ZM17 234H19V232L17 233ZM28 234V233H27ZM92 234V233H91ZM98 234V233H97ZM100 234V233H99ZM126 234V233H125ZM10 235V234H9ZM9 235H7L6 233H4V234H1L0 235V250H2L4 247H6L7 248V245H9V247H10V245L12 244V246H14L13 245V243H18V242H13V240H9L8 239V237H9ZM13 235H14V233H13ZM23 235V234H22ZM21 235V236H22ZM25 235V234H24ZM50 235V234H49ZM74 235V234H73ZM76 235V234H75ZM95 235V234H94ZM93 235V236H94ZM101 235H102V233H101ZM139 235V234H138ZM142 235V234H141ZM203 235V234H202ZM226 235V234H225ZM224 234H223V236H225ZM11 236V235H10ZM17 236V235H16ZM28 236V235H27ZM27 236H24V238L25 237H27ZM42 236H43V234H42ZM89 236H90V233H89ZM59 237V235L57 236V238ZM68 237V236H67ZM73 237V236H72ZM82 237H84V236H82ZM88 237V236H87ZM95 237V236H94ZM162 237H164V235L162 236ZM161 237V238H162ZM170 237H171V235H170ZM201 237H203V236H201ZM217 237H218V234H216V238L215 239H217ZM221 237V236H220ZM10 238H12V237H10ZM19 238V237H18ZM56 238V239H57ZM64 238H65V236H64ZM70 238V237H69ZM68 238V239H69ZM81 238V237H80ZM85 238V237H84ZM96 238V237H95ZM107 238V239H106ZM160 238V239H161ZM172 238V237H171ZM223 238V237H222ZM225 238H223V239H225ZM35 239V238H34ZM67 239V238H66ZM91 239V238H90ZM106 239V240H105ZM166 239H167V236H166ZM170 239V238H169ZM214 239V240H215ZM218 239H220V238H218ZM21 240V239H20ZM23 240V239H22ZM62 240V239H61ZM74 240V239H73ZM79 240V241H78ZM88 240H89V237H88ZM94 240V239H93ZM59 241V240H58ZM57 240H56V242H58ZM86 241V240H85ZM92 241V240H91ZM95 241H96V239H95ZM133 241V240H132ZM156 241V240H155ZM158 241V240H157ZM156 241V246H158V242ZM160 241V240H159ZM166 241V240H165ZM19 242H21V241H19ZM24 242V241H23ZM29 242V241H28ZM37 242V241H36ZM60 242V241H59ZM65 242V241H64ZM73 242V241H72ZM89 242V241H88ZM120 242V241H119ZM152 242V241H151ZM154 242V241H153ZM163 242H164V240H163V238H162V241H161V245H163ZM211 242H213V241H211ZM215 242H216V240H215ZM215 242H213L214 244H216ZM219 242H222V241H219ZM53 243V242H52ZM68 243V242H67ZM155 243V242H154ZM160 243V242H159ZM212 243V244H213ZM217 243H218V241H217ZM223 243H225V242H223ZM25 244V243H24ZM42 244V243H41ZM60 244V243H59ZM134 244V243H133ZM144 243H142V244H140V245H143ZM221 245H222V243H220ZM17 245V244H16ZM32 245V244H31ZM54 245V244H53ZM65 245H66V243H65ZM149 245V244H148ZM20 246H22V245H20ZM23 246H26V245H23ZM43 246V245H42ZM46 246V245H45ZM48 246V245H47ZM58 246V245H57ZM67 246V245H66ZM69 246V245H68ZM86 246H89V245H86ZM164 246V245H163ZM215 247H216V245H214ZM218 246H219V244H218ZM223 246V245H222ZM29 247V246H28ZM40 247V246H39ZM51 247V246H50ZM60 247V246H59ZM64 247V246H63ZM145 247H146V244H145ZM145 247H144V249H145ZM151 247H152V245H151ZM150 246H149V248H151ZM165 247V246H164ZM164 247H161V248H164ZM200 247V246H199ZM220 247V246H219ZM6 248H5V250H6ZM12 248V247H11ZM13 248H16V247H13ZM21 249V247H17V249ZM25 247H23V250H25L24 249ZM154 248V247H153ZM160 248V247H159ZM225 248H226V246H225ZM19 249V250H20ZM37 249V248H36ZM50 248H48V250H49ZM53 249V248H52ZM133 249V248H132ZM137 249V248H136ZM154 249H156V248H154ZM219 249V248H218ZM224 249V248H223ZM15 250V249H14ZM13 250V251H14ZM22 250V251H23ZM28 250V249H27ZM27 250H25L26 252H27ZM40 250V249H39ZM44 250V249H43ZM48 250H46L47 252H49ZM59 250V249H58ZM118 250V249H117ZM116 250V251H117ZM143 250V249H142ZM157 250V249H156ZM163 250V249H162ZM166 250V249H165ZM217 250V249H216ZM16 251H18V250H16ZM15 251V252H16ZM21 251V252H22ZM33 251V250H32ZM35 251V250H34ZM38 251V250H37ZM41 251V250H40ZM52 251V250H51ZM132 251V250H131ZM141 251V250H140ZM151 251H153L152 249H151ZM226 251H227V249H226ZM19 252V251H18ZM30 252V251H29ZM46 252V253H47ZM115 252V251H114ZM130 252V251H129ZM137 252V251H136ZM160 252V251H159ZM158 252V250H157V253H159ZM218 252H219V250H218ZM222 252V251H221ZM24 252H22L21 254H23ZM31 253V252H30ZM33 253V252H32ZM31 253V254H32ZM44 254H45V252H43ZM164 253V252H163ZM15 254H18V253H15ZM35 254V253H34ZM51 254H54L53 252H51ZM115 254V253H114ZM121 254V253H120ZM122 254V255H123ZM132 254H133V251H132ZM161 254H162V252H161ZM226 254H227V252H226ZM3 255V254H2ZM20 255V254H19ZM29 255V254H28ZM27 255V256H28ZM40 255V254H39ZM46 255V254H45ZM50 254H48V256H49ZM121 255V256H122ZM135 255V254H134ZM220 255H222V254H220ZM25 255H23V256H21V257H24ZM32 256V255H31ZM36 256V255H35ZM131 256V255H130ZM140 256H141V254H140ZM226 256V255H225ZM17 257H18V255L16 256V257H14V259L16 260V261H18L17 260ZM36 257H38V256H36ZM123 257V256H122ZM51 258V257H50ZM218 258H221V257H218ZM5 259V258H4ZM4 259H1L0 258V264H7L5 261H4ZM19 261L22 259H20V256H19ZM24 259V258H23ZM56 259H55V261H56ZM6 260V259H5ZM40 260V259H39ZM48 260V259H47ZM25 261V260H24ZM34 261V260H33ZM37 262V261H36ZM35 262V263H36ZM47 262H49V261H47ZM136 262V261H135ZM13 263V262H12ZM11 263V264H12ZM15 263H17L18 264V262H15ZM55 263H57V262H55ZM54 263V264H55ZM10 264V263H9ZM21 264V263H20ZM22 264H23V261H22ZM27 264V263H26ZM32 264V263H31ZM45 264V263H44ZM138 264V263H137ZM142 264H147V261H144Z\"/></svg>",
  "mask_w": 264,
  "mask_h": 264
}]
</instances>
